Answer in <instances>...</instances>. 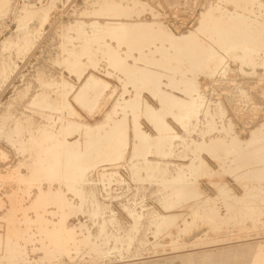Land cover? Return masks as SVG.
<instances>
[{
    "label": "rangeland",
    "instance_id": "obj_1",
    "mask_svg": "<svg viewBox=\"0 0 264 264\" xmlns=\"http://www.w3.org/2000/svg\"><path fill=\"white\" fill-rule=\"evenodd\" d=\"M1 2H0V7H2V9H0V62H1V60L3 61L2 63H0L1 64V68H0V134L2 135L1 137H0V256H1V254L2 253H4L5 252V250H3L4 249V247L2 248V246H3V244L1 243L2 241H3V239L5 238V240L7 239V238H11V239H14V238H17V235H19V234H21V233H24V232H26L28 229L29 230H31L32 232L34 231H38V226H40V224L42 223L41 222V219H42V221H45L44 223H49L50 225L51 224H54V223H56L57 222V219H59L60 217H61V213H59V212H61V211H63V213L65 214L66 213V216H68V222H69V224L70 225H73V226H76V227H78L77 228V230L79 231V232H77L76 233V235L79 237H77V242H78V244L80 245V246H78V252H77V254H76V256H74L73 258L74 259H71V258H67V256H64L63 257V259H64V261L62 262V261H58V260H60L59 258H58V256H59V254L58 253H53L54 252V250H52L53 252H52V254L50 253V252H48L47 250H45V248L43 247L44 246V243H46L45 241H41V240H39L40 239V237H39V235L37 234V237L39 238H37L36 239V237H34V239H35V242H30V241H27L28 243H27V246L28 247H26L27 249H26V253H28V258H31L32 260H29V259H23L22 258V260H21V257H17L16 259L18 260V263H17V261L16 262H14V264L16 263V264H26L27 262H28V264H49L48 262L50 261V264H148V263H152V264H182L181 263V258H178L177 256H179V257H181V255L184 253L185 255L187 254V255H189V253H200L201 251L203 252V251H214V250H220V249H222V248H226L228 245V247L227 248H230V249H233V247L234 246H237V248L236 247H234V248H236V249H238V247L239 246H241L242 245V243H243V245H249V246H253V248H255V250L256 249H264V211L262 210V209H259L260 207H259V203L257 202V203H252L253 201H252V199H251V195H253V196H255V195H257V193L259 192V190H260V187H256V186H254V188H252L253 186H251L250 184H248V186H241V185H239L238 183H236L235 182V178L236 177H239V175L241 176L242 174L244 175V171H237L234 175H230V174H228L227 175V182L223 185H219V186H221V187H212V185L210 184V183H208L207 181H206V177L210 174L209 172H207L206 171V169H203V168H200V167H202L201 166V164L203 165V163H207V165L208 166H210L211 168H213V169H218V165H217V162H216V160L213 158V156H211V153L209 154L208 153V151L211 149V146L212 145H214V144H216V142H219V141H221V140H225V138H227L229 135L228 134H230V138L231 137H233L234 139H236V138H241V139H248V138H250L251 136H253V135H255V134H258V132H259V134H262V132L264 131V62H262V61H264V53L263 52H261V51H259V48L261 47V42H262V40H264V32H262L263 30H264V26H262V25H264V15H262V14H264L262 11H263V9L262 8H264V0L263 1H257L260 5H263L262 6V8H261V6L259 5V4H256V5H258V6H254L252 3V1L251 0H244V2H243V0H242V2H241V0H236V2L234 3V1L235 0H230V1H232L231 3L229 2V0H226L225 1V6L224 5H222L224 2V0L222 1H219V0H122V1H120L119 0V2H118V0H116V1H114V0H109V3L107 2V1H103V0H0ZM3 1H5L4 3H3ZM6 1H8V2H6ZM106 4V2H107V5L105 6V8L106 7H108V8H104V5H103V2ZM125 1V2H124ZM250 2V3H247V2ZM10 2V3H9ZM102 2V3H101ZM114 2V4H112ZM119 3V4H117L118 6H116V3ZM121 2H122V4H121ZM212 2V3H211ZM227 2V3H226ZM228 2H229V4H228ZM237 2H238V5H237ZM241 2V3H240ZM3 3V4H2ZM30 3V4H29ZM34 3V4H33ZM94 3H96V5H98V6H96ZM99 3V4H98ZM123 3H124V5H123ZM214 3H216L215 4V6H214ZM217 3H220V4H218L221 8H222V10H224V14H223V11L220 9V7H219V9H218V5H217ZM4 4H6L5 6H4ZM11 4V5H10ZM32 4V5H31ZM102 5V8H104V10L101 8V5ZM142 4V5H141ZM226 4H228V5H226ZM232 4V5H231ZM236 4V5H235ZM241 4H243V5H240ZM252 5V6H249V5ZM2 5V6H1ZM27 5L28 6H30V9H29V7H27ZM52 5V6H51ZM100 5V6H99ZM111 5V6H110ZM113 5V6H112ZM131 5V6H130ZM210 5V6H209ZM247 5V6H246ZM23 7V10H22V7ZM31 6L33 7L32 9H31ZM120 6H122V7H120ZM157 6V7H156ZM212 6V7H211ZM233 6H235V7H237L236 9V11H235V7H233ZM238 6H239V8H238ZM24 7H25V10H26V12H31L32 11V13H33V15H31V16H33V19H32V17L30 18V16H27L26 15V12H24L25 10H24ZM110 7V8H109ZM116 7V8H115ZM118 7H119V9H118ZM210 7V8H209ZM223 7H224V9H223ZM228 7V8H227ZM244 7V8H243ZM247 7V8H246ZM251 7H253V9L251 8ZM5 8V9H4ZM20 8H21V10H20ZM44 8V10H42L41 11V9H43ZM111 8H113V9H111ZM138 8V9H137ZM209 8V9H208ZM217 8V9H216ZM233 8H234V10H233ZM249 8V9H248ZM254 8H255V10H254ZM259 8H261V10H259ZM36 9H37V11L39 10L40 12H41V14L39 13V11L37 12L36 11ZM97 9H99L98 11H97ZM110 9L112 10V12L110 11ZM115 9H117V10H115ZM208 9V10H207ZM214 9H216V10H214ZM228 9V11H226ZM242 9V10H241ZM251 9V10H250ZM258 9V10H257ZM5 10H6V13H8V14H6L5 13ZM17 10V11H16ZM102 10V11H101ZM106 10V11H105ZM113 10L115 11V12H113ZM145 10V11H144ZM153 10V11H152ZM209 10H210V13H212V14H210V17H209ZM217 10H219V11H217ZM231 10H232V12H231ZM239 10V11H238ZM240 10L242 11L241 13H243L244 14V17H245V19H246V15H247V19H246V23L242 26L243 28H244V31H245V27L247 28L246 30V32L245 33H247L246 34V40H241V42H242V44H241V42L240 43H238L239 41H240V39L238 40V38L236 39V37H235V31L232 29L233 27H232V24H231V21H232V17L231 16H233L234 14H236L237 12H240ZM244 10V11H243ZM246 10V11H245ZM253 10L256 12V14H254V12H253ZM257 10V11H256ZM8 11V12H7ZM19 11H21V12H19ZM95 11V12H94ZM100 11V12H99ZM104 11V12H103ZM125 11V12H124ZM235 11V12H234ZM250 11V12H249ZM253 13H252V12ZM23 12V13H22ZM34 12H37V13H34ZM42 12H43V14H42ZM45 12V13H44ZM97 12V13H96ZM102 12V13H101ZM110 12V13H109ZM204 12V13H203ZM205 12H208V13H205ZM216 12H217V14L219 13L221 16H223V15H225V13H226V17L224 18V17H219V14H218V19H219V22H222L221 24H220V27H222L221 29H222V31L224 32V30H225V32H226V30H227V32L225 33V34H228V35H230V36H228V37H225V38H223V39H227L226 41H222V39H218V37H217V39H216V31L217 30H215L216 28H213V27H211L212 25L210 24V26H207V25H209V23H210V20H209V18L211 19V16L215 19V18H217V16L215 17V15H217L216 14ZM229 14H228V13ZM231 12V13H230ZM244 12H246V13H244ZM105 13V14H104ZM107 13H109V14H107ZM120 13V14H119ZM222 13V14H221ZM252 13V14H251ZM2 14V15H1ZM5 14V15H4ZM20 14V15H19ZM23 14V15H22ZM25 14V15H24ZM93 14V15H92ZM96 14V15H95ZM99 14H103L102 16L101 15H99ZM108 16H107V15ZM206 14V15H205ZM230 14H231V16H230ZM233 14V15H232ZM250 14V15H249ZM255 16H254V15ZM260 14V15H259ZM4 15V16H3ZM19 15V16H18ZM35 15H37V17L35 16ZM39 15V16H38ZM98 15V16H97ZM200 15H202V16H200ZM257 15V16H256ZM1 16H3V17H1ZM20 16H22V18H20ZM27 16V18L29 17L30 19H26L25 17ZM43 16H45L44 18H43ZM228 16V17H227ZM249 16V17H248ZM251 16V17H250ZM259 16H261V17H259ZM14 17V18H13ZM41 17H42V20H41ZM94 17H96L95 18V20H94ZM114 17V19H110V18H113ZM202 17H205V18H203L202 19ZM231 19H230V18ZM257 18L256 20H252V19H250V18ZM263 17V18H262ZM18 18H20V19H18ZM24 18V19H23ZM38 18V19H37ZM99 18V19H98ZM226 18H229V19H227V20H229V21H226ZM18 19V21L19 20H22V22L20 23V21L19 22H17L16 20ZM26 19V24L27 25H25V24H23V26H21V24L24 22V20ZM109 19V20H108ZM154 19V20H153ZM200 19V21H198ZM206 19H207V21H208V23H206L207 21H206ZM217 19V20H218ZM261 19H263V20H261ZM33 20V21H32ZM38 22H41L42 24L40 25V23H38ZM41 20V21H40ZM46 20V21H45ZM87 20V21H86ZM96 20H97V22H96ZM112 20V21H111ZM141 22V21H144V22H148V23H150V24H152L153 22V24H152V28L154 29V28H156L157 26H159L160 28H159V30H157L158 28H156V29H154V31H156L155 32V34H153L154 35V37L156 36L157 38H160L161 36V40H164L165 42L164 43H169V42H173L175 39V42H177V43H181V42H187V43H193V42H195L196 44H197V41H198V51H200V52H198L197 50L195 51L199 56H197V54L195 53L194 54V57L192 56V59L193 60H196V62L194 61V63H192L191 65L189 64H187V66H186V69H185V67H183L184 69L182 70V69H176V71H174L173 69H171V67L172 68H175V67H177L178 66V63L175 61V60H173V62L171 61V64L173 65V66H171L170 64H168V63H165V62H163V61H160L161 62V64L159 63H157L156 65L157 66H155L156 67V69L158 70V71H162V73L165 75V77H163L164 79H163V83L165 84V85H163L162 87H161V91H163L164 92V90H165V94H173V96H175L177 99L180 97V99H186V101H187V103L188 104H185V107H182V106H177L176 105V107H170L169 108V106L167 107V105L165 106V108H169V109H175L176 108V113H175V110H172V112H170L169 111V109H168V111H169V115H167L168 117H166V119H167V121L171 124V126H173V128H174V134H178V137H173L172 135H174L173 133H171V135L170 134H168V135H170V136H168V138L166 137L165 138V140L162 142V144L165 146H163V145H161V148L160 149H162V150H160V149H158V146H157V144H158V134L156 133L157 131H154L153 130V128H151L152 127V125L150 126V124L151 123H149L150 122V118H149V116L147 115V114H142V117H141V121H142V128H143V130L144 131H146L148 134H150V136H151V138H150V143H153V144H151L152 146H151V148H150V154H148L147 155V153H145V154H143L144 155V158H143V155H138V156H133V154H131V153H133V152H131V150H132V147H133V138L131 137V138H129L130 140V145H129V148H127V150H126V152L124 153V156H122V157H124V161L122 162V160H123V158L119 161V159H120V157L118 158V157H116V155L115 154H107V155H105L103 158L104 159H106L107 157H109V156H111V157H109V158H107L110 162H113V163H115V165L114 164H112L113 165V167H112V165L110 164V162L106 159L105 160V162H103V165L101 164L102 162H100L101 161V156L99 155V152H101V151H104V150H106V147H107V149L109 148V139H106V138H103V139H105V141L104 140H102L103 141V143L100 141V143L98 144V146L96 147V148H92V149H90L87 153H86V155L88 154V156H79L78 158H76V160L77 159H79V160H81V158L83 159V160H81V161H79V162H81L82 163V161H83V164H80V166L82 167V169L81 170H83L84 171V173L80 170L79 172H78V175H77V177L78 178H80L79 179V185H82L85 181H87V182H85L86 183V185H85V183H84V185L85 186H79L78 185V182L77 183H75L74 185H76V186H78V187H76V186H71V188L70 187H68V186H66V185H60V183L57 181V182H51L50 184H48L49 182H50V180H45L44 178H47V177H49V176H51V175H54L55 177H57V175H56V172L55 171H57V169L56 170H53L52 172H48V171H43L42 169H40L38 166V164L37 163H40L39 161H41V155L43 154V147L44 148H46V147H48L49 145H51V146H53V147H56V144H57V142H58V140H60V138L61 139H63V137H66V139L65 140H67L70 144H71V142L72 143H74L76 140H77V138H78V140H79V138L81 137V135H82V131L81 132H75V130L71 133L70 131L68 132V131H66L67 132V134H66V132L65 131H62L61 130V127L60 126H62L61 124L63 123V120H77V121H80V122H83V123H90V124H95V123H98V122H100L101 121V119L102 118H104V116H105V112L107 111V110H109L110 108H111V105L112 104H109L108 106H107V108L104 110L103 109V111L102 112H99L98 113V111L97 110H95L93 113H88V111L85 109V108H90V106L87 104V102H88V99L90 100L93 96H94V92L92 93V92H90V91H85L84 93H83V91H80V89L79 88H81V86H82V84L83 83H85L87 80H85V79H87V78H89V76L90 75H96V76H98V77H100V78H103V79H105L106 81H108V82H110L111 83V89H109L110 90V92L108 93L109 95H110V93L113 91V90H116V93H115V95H114V97H116V96H119V95H121V93H123V90H124V88L125 87H123V81H121V78L122 79H125V76H124V74L122 73V72H120V70L118 71L116 68H115V66L113 65V64H106V62L105 61H108L106 58H102V55L101 54H98L97 52L94 54V56H98V57H93V54H91L90 56L89 55H87V54H85V56L84 57H81L80 56V54H81V52H80V50H82V54H83V52H87V51H89V50H84V49H88L87 47H89V46H87V45H89V37H90V39H91V37L93 38L95 35H97V34H100V36H103V37H105V38H111L112 40H113V46L116 44L117 45V41L115 40L116 39V37L114 36V35H111L110 34V36L108 35V34H106V33H108V32H110L109 30H111V28H110V25H106L105 23H107L108 24V22L109 23H112V22ZM118 20V21H117ZM205 21V23H204V21ZM260 20V21H259ZM32 23H31V22ZM45 21V22H44ZM80 22V23H76V22ZM106 21V22H105ZM111 21V22H110ZM201 21H203V23L201 22ZM226 23H225V22ZM248 21V22H247ZM250 21V22H249ZM252 21L254 22V21H259L258 23L257 22H254L253 24H252ZM30 24H29V23ZM77 24H75V23ZM85 23V24H83V23ZM89 22H90V24H89ZM91 22H92V25H91ZM94 22H96L95 24H93ZM104 22V23H103ZM155 22H157V23H155ZM229 22H230V24H229ZM36 25H35V24ZM45 23V24H44ZM101 23V25H99ZM248 23V24H247ZM18 24H19V26H18ZM39 24V25H38ZM80 26H79V25ZM86 24H87V27H85L86 26ZM97 24H98V26H97ZM105 24V25H104ZM155 24V25H154ZM158 24V25H157ZM203 24H204V26H203ZM207 24V25H206ZM223 24H225V25H223ZM252 24V25H251ZM261 26H260V25ZM38 25V26H37ZM76 25V26H75ZM82 25H83V28H84V30H83V28H82ZM89 25H91L90 27L92 28H90V27H88ZM94 25L95 26H97V28L95 29V27H94ZM103 25V26H102ZM163 26V27H161V26ZM198 25H200L199 27H198ZM222 25V26H221ZM230 25V26H229ZM247 25V26H246ZM250 25V26H249ZM253 25H255V26H253ZM257 25H259V26H257ZM31 26V27H30ZM35 26V27H34ZM93 26V27H92ZM101 26V27H100ZM156 26V27H155ZM197 26V27H196ZM203 26V27H202ZM224 26H227V28L225 27L224 28ZM258 28H257V27ZM18 27H22V28H18ZM24 27V28H23ZM32 27H33V29H32ZM39 29H37V28ZM39 27H41V29L39 28ZM78 27H80L79 29H78ZM200 27L202 28V29H200ZM205 27V29H203ZM207 27H210V28H212V29H207ZM228 27H229V29H228ZM249 27V28H248ZM250 27H252V28H250ZM261 27V28H260ZM17 29V32H18V30H19V35H18V33L16 34V36L14 35L15 33H14V31H16V30H14V29ZM28 28H29V32L27 33L26 32V30L28 31ZM31 28V29H30ZM43 28V29H42ZM86 28H88L89 29V31L86 29ZM163 28H165L164 30H162ZM198 30H197V29ZM253 28H254V30L257 32V29H258V32L256 33L254 30H253ZM257 28V29H256ZM260 28V29H259ZM23 29V30H22ZM81 29H82V33H81ZM85 29H86V31H85ZM195 29V30H194ZM262 29V30H261ZM14 30V31H13ZM20 30H21V32H20ZM25 30V31H24ZM33 30V31H32ZM37 30V35H35V33H34V31H36ZM90 30H91V32H90ZM93 30V31H92ZM95 30V31H94ZM97 30V31H96ZM105 30V31H104ZM167 30V31H166ZM168 30H169V32H168ZM189 30V31H188ZM200 30H201V32H200ZM204 30V31H203ZM213 30H214V33H213ZM228 30H229V32H228ZM248 30L250 31V32H248ZM39 31V32H38ZM76 31H77V33H76ZM79 31V32H78ZM84 31V32H83ZM162 33H161V32ZM164 31V32H163ZM166 31V32H165ZM188 31V32H187ZM203 31V32H202ZM230 31H231V33H230ZM23 32V33H22ZM31 32V33H30ZM87 32V33H86ZM104 32V33H103ZM158 32V33H157ZM197 32H198V34H197ZM207 32L209 33V35H206L207 34ZM260 32H262L261 34H262V37H261V34H260ZM13 34V36L11 35V34ZM20 33H21V35H22V37H23V39L24 38H27V36L29 35V33H30V35H32V37L29 35L28 37V39L27 40H22V37H21V35H20ZM25 33V34H24ZM28 35H27V34ZM34 33V34H33ZM76 33V34H75ZM80 33V34H79ZM84 33H85V35H84ZM91 33V34H90ZM97 33V34H96ZM152 33H154L153 31H152ZM160 33V34H159ZM163 33H166V34H163ZM171 34L169 37L167 36V34ZM181 33V34H180ZM188 33V34H187ZM200 33H203L202 34V36L204 37V34H205V36H206V38H203L201 35H200ZM232 33H234L233 34V36L231 35ZM251 35H250V34ZM79 34V35H78ZM162 34V35H161ZM172 34H173V36H172ZM184 34V36H182ZM191 34V35H190ZM212 34H215V35H212ZM255 35V36H252V35ZM78 35V36H77ZM87 35H89V36H87ZM93 35V36H92ZM108 35V36H107ZM158 35H160L159 37H158ZM176 35V36H175ZM179 35H181V36H179ZM186 35H188V36H186ZM196 35H197V38H195L196 37ZM210 35L211 36H214L213 38L214 39H211V37H210ZM247 35L249 36V37H247ZM258 37H257V36ZM260 35V36H259ZM10 36H12V37H10ZM19 36V37H18ZM33 36H35V39L33 38ZM82 36V37H81ZM163 36H164V38H166V39H164L163 38ZM234 37L233 38V40H231L230 38H232V37ZM16 37H18V39L20 40V38H21V40L19 41ZM31 37V38H30ZM78 37H81V39L80 38H78ZM88 37V39H86ZM99 37V36H98ZM174 37V38H173ZM178 37V38H177ZM182 37V38H181ZM183 37H187L186 39L185 38H183ZM191 37H193V39L191 38ZM230 37V38H229ZM252 37V38H251ZM8 38V40H6ZM71 38H74V39H71ZM113 38H115V39H113ZM169 38H170V41H169ZM209 38H210V40H209ZM228 38L230 39V41L228 40ZM248 38H249V40H248ZM251 38V39H250ZM256 38H257V40H261V42L260 41H258V42H254V41H257L256 40ZM260 38V39H259ZM5 39V40H4ZM11 39V40H10ZM16 39V40H15ZM31 39V40H30ZM33 39H34V41H33ZM183 41H182V40ZM187 40V41H185V40ZM188 39H190V40H188ZM195 39V40H194ZM198 39V40H197ZM202 39V40H201ZM204 39V40H203ZM253 39V40H252ZM70 40H74L76 43H74V42H72V41H70ZM81 40V41H80ZM88 40V41H87ZM168 40V41H167ZM178 40H180V41H178ZM211 40H213V41H211ZM215 40H216V42H217V44H216V42H215ZM2 41H3V43H2ZM6 41H8V44H7V42ZM12 41V42H11ZM17 41H19L20 42V44L17 42ZM22 41H24V42H22ZM29 41H31V42H29ZM33 41V42H32ZM64 41V42H63ZM67 41H69V42H67ZM78 41V42H77ZM189 41H191V42H189ZM193 41V42H192ZM228 41L229 42H232V43H230L231 44V46L229 47V46H227V45H230V44H227L228 43ZM235 41H236V44H235ZM244 41H247V42H244ZM250 43H252V42H254L253 44H252V46H253V48L256 46V45H258L259 46V43H260V47H258V46H256L257 47V49H252V47H251V44L249 45V42ZM12 44H11V43ZM22 42V43H21ZM29 42V43H28ZM72 42V43H71ZM83 43V42H85V45H84V43L83 44H81V43ZM86 42H89L88 44H86ZM212 42L214 43V44H212ZM218 42H219V45H218ZM224 42V43H223ZM227 42V43H226ZM244 42V43H243ZM15 43V44H14ZM17 43V44H16ZM26 43L28 44V45H30V47L28 46V45H26ZM32 43V44H31ZM64 43L67 45V47H66V45L64 46ZM78 43L80 44L79 46H78ZM202 43H203V45H202ZM222 43L224 44V45H222ZM238 43V44H237ZM4 44H6V45H9V47L8 46H4ZM22 45V47L20 48V46L19 45ZM69 44V45H68ZM70 44H72V45H70ZM95 43H93V45H94ZM201 44V45H200ZM205 44V45H204ZM11 45H12V47H14V48H12L11 47ZM14 45V46H13ZM18 47H16V46ZM24 45V46H23ZM73 45L75 46L74 48H73ZM84 45V47L83 48H81L82 46ZM96 45V44H95ZM94 45V46H95ZM210 45V46H209ZM222 47H221V46ZM236 47H235V46ZM243 45H248V47L247 46H245L244 48H246V49H244L243 48ZM255 45V46H254ZM25 46H27V47H29V49L27 48V47H25ZM70 46H72L70 49H69V47ZM204 46V47H203ZM226 46V47H225ZM233 46V49H232V51H231V49L229 50L228 48H231ZM240 46V47H239ZM6 47H8V48H6ZM25 47V48H24ZM50 47V48H49ZM77 47V48H76ZM80 47V48H79ZM210 49H209V48ZM234 47H235V51L233 52V50H234ZM249 47H250V49L251 50H249ZM263 47H264V41H263V43H262V48H260V50H262V51H264V49H263ZM7 49V50H5V51H3L4 49ZM17 50H16V49ZM33 48V49H32ZM64 48V49H63ZM67 48V50H65ZM201 48V49H200ZM204 48H206L205 49V51H208V49L209 50H211V51H208V52H204ZM220 50H219V49ZM223 48H224V50H223ZM226 48V49H225ZM239 48V49H238ZM240 48H241V50H240ZM242 48H243V50H246L247 51V53H246V55H245V51H243V52H241L242 51ZM248 48V49H247ZM2 49V50H1ZM9 49V50H8ZM22 49H24V50H22ZM27 49L29 50V51H27ZM48 49V50H47ZM63 49V51H61ZM68 49H69V51H71L70 53L68 52ZM203 49V50H202ZM237 49V50H236ZM11 50V51H10ZM12 50H14V51H12ZM26 50V51H25ZM75 50H76V52H75ZM227 50V51H226ZM239 50H240V52H239ZM253 50H255L254 52H253ZM16 51V52H15ZM22 52V53H20V52ZM77 51H79V52H77ZM212 51H216V52H214V53H217V54H214ZM7 52V53H6ZM15 52V53H14ZM27 52V53H26ZM48 52V53H47ZM74 52V53H73ZM202 52H204V53H202ZM233 52V53H232ZM239 52V53H238ZM250 52V53H249ZM252 52V53H251ZM259 53V55H258V53ZM6 53V54H5ZM14 53V54H13ZM17 53V54H16ZM64 53V54H63ZM67 53H68V55H67ZM72 53V54H71ZM88 53V52H87ZM200 53V54H199ZM209 53V54H208ZM214 55H216V56H214ZM218 53H219V56H218ZM225 53H226V55H225ZM229 53H232V54H230V57H229ZM255 53V54H254ZM263 53V54H262ZM20 54V56H18ZM22 54H24V55H22ZM63 54V55H62ZM74 54H76V57H81V59H80V65L78 64L77 65V67H73V64H69L68 65V63H73L72 62V60L73 59H75V56H74ZM81 54V55H82ZM206 54V58H207V56H208V58L207 59H209L210 58V56H211V60L209 59L208 61H207V59L205 58V55ZM235 54H237V55H239V57H237V55H235ZM242 54V55H241ZM248 54V55H247ZM253 55V56H251V55ZM258 56H257V55ZM260 54H262L263 55V58L262 59H260L261 57H262V55H260ZM7 56V58H5L6 56ZM66 55L68 56V57H66ZM69 55H70V58H69ZM84 55V54H83ZM82 55V56H83ZM89 56L90 58H92V59H90L89 57H87V56ZM203 57V59H202V57ZM213 55V56H212ZM221 55V56H220ZM232 55L233 56H235L234 58L232 57ZM4 56V57H3ZM197 56V57H196ZM242 56H244V58H242ZM246 56V57H245ZM249 56V57H248ZM250 56H251V58H250ZM257 56V57H256ZM260 56V57H259ZM18 57V58H17ZM71 57H73V58H71ZM196 57V58H195ZM199 57H201V58H199ZM212 57H214L213 59H212ZM218 59H216V58ZM225 57V58H224ZM45 58V59H44ZM61 58V59H60ZM67 58V60H64V59H66ZM70 60H69V59ZM187 58V57H186ZM189 58V57H188ZM222 58V59H221ZM227 58V59H226ZM232 58V59H231ZM237 58H238V61H235V60H237ZM243 59V61H242V59ZM245 58H246V60H245ZM248 58V59H247ZM252 58H254V59H252ZM257 58V59H256ZM11 59V60H10ZM104 59H105V61H104ZM200 59L202 60V61H200ZM214 59H216V60H214ZM224 59V60H223ZM230 59V60H229ZM255 59H256V61H255ZM259 59V60H258ZM89 60V61H88ZM100 60V61H99ZM197 60H198V62H197ZM206 60V61H205ZM214 61V63H212L213 61ZM220 60H222V61H220ZM227 60V61H226ZM240 60V61H239ZM247 60L249 61L248 63H249V65L247 64ZM261 60V61H260ZM70 61V62H69ZM208 62V63H206L205 64V62ZM216 61V62H215ZM253 61H254V63H253ZM258 61H259V63H258ZM7 62H9V65H7L8 63ZM11 62V63H10ZM162 62H163V67H162ZM202 62V63H201ZM209 62L211 63V64H209ZM224 64H223V63ZM245 64H244V63ZM252 62V63H251ZM256 62V63H255ZM4 63H7V64H4ZM13 63H15L14 65H13ZM58 63V64H57ZM176 63V64H175ZM200 63V64H199ZM221 63V64H220ZM225 63L227 64L226 66H227V68H225L226 66H224L225 65ZM242 63V64H241ZM260 63H262L263 64V66H260V65H262V64H260ZM13 66H15V67H13ZM38 64V65H37ZM64 64V65H63ZM95 64V65H94ZM168 64V66H165V65H167ZM206 66H205V65ZM219 64L220 65H222V67L221 66H219ZM254 64H255V67H254ZM3 65V66H2ZM161 65V66H160ZM171 67H170V66ZM195 65H196V67H195ZM208 65H210V67L208 66ZM211 65H212V67H211ZM213 65L215 66V67H213ZM218 65V66H217ZM242 65H244V66H242ZM245 65H247V66H245ZM13 68H12V67ZM32 66V67H31ZM88 66V67H87ZM160 68H159V67ZM200 68H199V67ZM203 66V67H202ZM208 66V67H207ZM250 66V67H249ZM260 66V67H259ZM5 67H9L8 68V71L11 73H8V71H7V68H6V70L4 71V69H5ZM18 67V68H17ZM69 67H71V70H70V68ZM164 67H165V69H164ZM166 67H167V69H166ZM251 67H254L253 68V70H252V68ZM259 67V68H258ZM263 67V68H262ZM4 68V69H3ZM72 68H74V69H72ZM192 68V69H191ZM194 68V69H193ZM196 68V69H195ZM198 68L200 69V70H202L203 68H205V70L203 69L202 71H199L198 70ZM207 68H208V70H207ZM209 68L211 69L210 71H209ZM214 68H216V69H214ZM218 68H221L220 70H218ZM262 68V69H261ZM3 71H2V70ZM15 69V70H14ZM43 71H42V70ZM171 71H170V70ZM188 69V70H187ZM223 69V70H222ZM39 70V71H38ZM166 72H165V71ZM191 70V71H190ZM209 71V72H207V71ZM212 70H214V71H212ZM224 70H225V73H224ZM15 71V72H14ZM84 71V72H83ZM179 71V72H178ZM204 71V72H203ZM212 71V73L210 74V72ZM215 71H216V73H217V75H216V73H215ZM222 71V73H220ZM5 72H7L6 73V75H5V77L3 76L4 74H5ZM170 72H171V74H170ZM177 73L176 74V76L177 75H179L178 77H183L184 79L185 78H187L188 79V81H192L193 82V87L194 88H196L197 89V93L195 92L194 94L192 93V96H193V98H194V100L196 99V96H198L197 97V99H200V97H202L200 100L202 101V102H200L199 100H197V101H194L195 103H197L196 105H195V103L193 102V103H189L188 101L190 100V97L186 94L185 95V93L183 92H181V90H183V87H184V85H186V86H189V85H187V84H183V85H181V84H179V86L176 84H174L173 85V83L170 81L171 80V78L170 77H172V75H174L175 73ZM195 74H194V73ZM199 72V73H198ZM200 72L202 73V74H200ZM41 73V74H40ZM48 73V74H47ZM167 73H168V77H167ZM173 73V74H172ZM180 73V74H179ZM182 73V74H181ZM184 73V74H183ZM190 73V74H189ZM193 73V74H192ZM208 73H209V76H211V77H209L208 76ZM213 73L215 74L214 76H213ZM219 73V74H218ZM8 74H10V75H8ZM13 74V75H12ZM45 76H44V75ZM197 74V75H196ZM220 74H222V75H220ZM224 74V75H223ZM43 75V76H42ZM171 75V76H170ZM190 75V76H189ZM191 75L193 76V77H191ZM199 75H201V76H199ZM207 75V76H206ZM226 75V76H225ZM47 76V77H46ZM52 77V76H55V77H52V78H49L48 79V77ZM57 76H58V79H57ZM59 76L61 77H63L64 79H61L60 78V80H59ZM88 76V77H87ZM196 76H198V78H196ZM213 76V77H212ZM223 76V77H222ZM3 77V78H2ZM6 77H7V79L8 80H6ZM13 77V78H12ZM36 77H38V78H36ZM44 77V78H43ZM180 77V78H181ZM191 79H190V78ZM206 77V78H205ZM225 77V78H224ZM4 78H5V80H4ZM55 78L57 79V82H56V85H58L59 86V89H58V86H56V85H54V83H55ZM166 78V79H165ZM208 78V79H207ZM37 79V80H36ZM52 79H54V80H52ZM66 79V80H65ZM168 79V80H167ZM39 80V81H38ZM41 80V81H40ZM42 80H44V81H42ZM49 80V81H48ZM62 80L64 81V83L62 82ZM85 80V81H84ZM165 80H167V82L165 81ZM186 80V79H185ZM198 80V81H197ZM208 80V81H207ZM28 81H29V83H28ZM60 81H61V84H60ZM195 81V82H194ZM22 82V83H21ZM31 82V83H30ZM38 82V83H37ZM49 82H52V83H49ZM67 82V83H66ZM71 84H70V83ZM73 82V83H72ZM172 83V86L170 87V85H171V83ZM204 82V83H203ZM37 83V84H36ZM44 83V84H43ZM47 83V84H46ZM57 83H59L61 86L63 85V87L62 88H60V85L59 84H57ZM66 83V84H65ZM194 83H196V84H194ZM200 85H199V84ZM25 84V85H24ZM28 84H30V86L28 85ZM38 84H40V86L38 85ZM44 85V87H42L43 85ZM50 84V86H52V87H54V86H56L55 88H53L52 89V87L51 88H49V87H47L48 85ZM65 84V85H64ZM67 84H70V85H67ZM169 84V85H168ZM46 85V86H45ZM167 85V86H166ZM198 85H199V87H198ZM241 85V86H240ZM26 86V88H24ZM29 86V88H27ZM64 86H66V87H68L69 86V88H66V87H64ZM139 86V87H138ZM143 86V85H142ZM169 86V87H168ZM182 86V87H181ZM16 87V88H15ZM41 87V88H40ZM46 87V92H45V90H44V88ZM133 88V90H132V88ZM145 87V88H144ZM151 87V88H150ZM178 87V88H177ZM181 87V88H180ZM24 88V89H23ZM39 88H40V90H39ZM139 88H141V86H140V84L139 83H137V85H136V87H135V89H134V87L131 85H129L128 86V89H129V92H128V94H129V96H128V94H125V96H127V97H130V96H133V94H135V91L137 92V89ZM147 88V90L146 91H143V90H145ZM153 87H152V85H149V87H147V86H143L141 89H140V95H141V98L142 99H144L145 101H147V102H149L150 104H153V106L155 105V107H157L158 109L159 108H161V105L159 104V103H161V102H158L159 100H157V99H155V98H153V95L151 94V92L150 91H152L151 89H152ZM167 88V89H166ZM174 88V89H173ZM176 88V89H175ZM180 88V89H179ZM244 88V89H243ZM27 89H29V90H27ZM36 89V90H35ZM48 89H51V90H48ZM58 89V91H56V90ZM62 89H64V91L62 90ZM138 89V90H139ZM143 89V90H142ZM150 89V91L149 92H147L148 90ZM178 89V90H177ZM241 89V90H240ZM24 90V92H26V93H24V92H22V91ZM27 90V91H26ZM42 90V91H41ZM43 90H44V92H43ZM54 90L56 91V92H54ZM78 90V91H77ZM134 91V92H132V91ZM167 90V91H166ZM177 90V91H176ZM199 90V91H198ZM243 90V91H242ZM247 92H245V91ZM21 92L22 94H20L19 95V93L18 92ZM29 91V92H28ZM40 93H38V92ZM47 91H49V92H47ZM61 91H62V94H61ZM77 91V92H76ZM79 91H80V93H79ZM141 91H142V93H141ZM242 91V92H241ZM27 92L29 93L28 95H26L27 94ZM31 92V93H30ZM35 92H37L36 94L37 95H35ZM50 92H53V93H50ZM131 92V93H130ZM169 92H172V93H169ZM198 92H200L199 94H198ZM245 92V93H244ZM16 93H18V94H16ZM42 93H44L43 95H42ZM46 93V94H45ZM88 93V94H87ZM91 95H90V94ZM39 94V95H38ZM85 94V95H84ZM132 94V95H131ZM196 94V95H195ZM245 94V95H244ZM17 95V96H16ZM22 95V98H21V100H20V97L19 96H21ZM23 95H24V97H23ZM26 95V96H25ZM93 95V96H92ZM108 95V96H109ZM185 95V96H184ZM195 95V96H194ZM201 95V96H200ZM247 95V96H246ZM36 96V97H35ZM38 96H42V97H38ZM144 96V97H143ZM188 96V97H187ZM244 98H243V97ZM254 96V97H253ZM19 97V98H18ZM48 98V100H44L45 101V103L43 102V98ZM90 97V98H89ZM10 98H12V99H10ZM33 98V100H31V99ZM34 98H36V99H38V101H39V99L41 98V100H40V102H38L37 100H36V102L39 104V106H38V104H34V102H35V99ZM188 98H189V100H188ZM248 98V99H247ZM252 98V99H251ZM150 101H149V100ZM155 99V100H154ZM238 99V100H237ZM60 100V101H59ZM62 100H64V101H62ZM143 100V101H144ZM235 100V101H234ZM241 100H243V101H241ZM8 101V102H7ZM30 101V102H29ZM70 102L71 104H72V106L77 110V112L80 114L79 115V117L78 116H69L70 114L68 113L69 111L67 110V109H65V107H64V104L66 103V102ZM10 102V103H9ZM35 102V103H36ZM203 102H205L204 104H205V106L203 105ZM211 102V103H210ZM12 103V104H11ZM20 103V104H19ZM28 103V104H27ZM32 103V106H29L30 104ZM52 105L53 106V109H52V106H48L49 107V109L50 110H48V107H47V105ZM61 103H63V110L62 109H60L61 108ZM209 104V107H208V104ZM213 103L216 105H213ZM221 103V106L219 105ZM190 104H192V105H190ZM217 104H218V106H217ZM35 105V106H34ZM57 105H58V107H57ZM213 105V106H212ZM10 106V107H9ZM22 106V107H21ZM34 106V107H33ZM42 106V107H41ZM44 106V107H43ZM188 106V107H187ZM192 106H195V107H192ZM201 106H204V107H202V108H200ZM7 107V108H6ZM45 107H47V108H45ZM60 107V108H59ZM177 107L179 108V109H177ZM190 107V108H189ZM192 107V108H191ZM199 107V108H198ZM213 109H212V108ZM220 107V110L218 109ZM222 107V108H221ZM9 108V109H8ZM13 108V109H12ZM40 108H44V110H42V109H40ZM56 108H58L57 110H56ZM180 108H182V109H184V110H180ZM191 109L190 111H187V110H189V109ZM209 108V110L207 111V109ZM214 108H216V109H214ZM15 109V110H14ZM47 109V110H46ZM195 110L194 112H193V110ZM197 109H199L198 111H197ZM222 109H223V111H222ZM6 110V111H5ZM8 110V111H7ZM12 110V111H11ZM19 110V111H18ZM53 110V111H52ZM54 110H56V112L54 111ZM59 110H60V112H62V113H60L59 112ZM62 110V111H61ZM186 110V111H185ZM202 110H203V112H202ZM219 112H218V111ZM3 111H5V112H3ZM211 111L213 112V114H211ZM9 112H11V113H9ZM177 112H179V113H177ZM183 113V115H184V117H186L185 119H184V117H183V115H182V113ZM185 112H187L188 114H186ZM193 112V113H192ZM201 112V113H200ZM208 112V113H207ZM217 114H216V113ZM14 113V114H13ZM18 113V116L16 115V114ZM37 113V114H36ZM175 113V114H174ZM206 113H207V115H206ZM225 113V115H223ZM13 114V115H12ZM31 115V116H29V115ZM60 114V115H59ZM62 114V115H61ZM69 114V115H68ZM171 114V115H170ZM172 114H174L173 116H172ZM177 114V115H176ZM178 114H179V116H178ZM194 114V115H193ZM8 115H12V116H8ZM28 115V117H26ZM144 115V116H143ZM147 115V116H146ZM176 115V116H175ZM180 115L182 116V119H184V120H179L181 117H180ZM189 115V116H188ZM193 115V117H194V119H195V121H194V119H193V117H191ZM202 115H203V117L205 116V118H203L202 117ZM208 115H209V117H208ZM213 116V118L216 116V117H221L222 115V117L221 118H212V116ZM221 115V116H220ZM6 116H8L9 118H5ZM16 117V119H15V117ZM21 116V117H20ZM60 116V117H59ZM146 116V117H145ZM169 116H171L172 118H170ZM198 116V117H197ZM12 117V118H11ZM175 117V118H174ZM176 117H178L177 119L178 120H175L176 119ZM180 117V118H179ZM201 117V118H200ZM3 118V119H2ZM5 118V119H4ZM13 118H14V120H13ZM34 118V119H33ZM51 118V119H50ZM59 118H61L60 119V121L58 120ZM189 118V119H188ZM191 118V119H190ZM200 118V119H199ZM206 118H208V119H206ZM210 118H212V119H210ZM1 119L3 120V121H1ZM11 119V120H10ZM31 121H30V120ZM40 119V120H39ZM172 119V120H171ZM174 119V120H173ZM197 119V120H196ZM205 119V120H204ZM217 119V120H216ZM219 119V120H218ZM222 119V120H221ZM4 120H5V122H4ZM8 120H9V122H12V123H10L9 124V122H8ZM58 120V121H57ZM189 120V121H188ZM192 120V121H191ZM225 120H226V122H225ZM49 121H50V123H49ZM52 121V122H51ZM66 121H64L65 123H66ZM174 121H176V122H174ZM187 122V126H186V122ZM202 121V122H201ZM213 121V122H212ZM220 123H219V122ZM3 122V123H2ZM14 122V123H13ZM30 122V123H29ZM57 122H58V124H57ZM59 122L61 123L60 125H59ZM181 124H179V123ZM192 122V123H191ZM211 124H210V123ZM218 122V123H217ZM24 123V124H23ZM27 123V124H26ZM29 123V124H28ZM33 123V124H32ZM37 123V124H36ZM41 123V124H40ZM64 123V124H65ZM144 123V124H143ZM177 123V124H176ZM195 123V124H194ZM196 123H197V126H196ZM201 123H202V125H201ZM204 123V124H203ZM208 125H207V124ZM217 123V124H216ZM15 124V126H17V128H15V127H12L11 125H14ZM216 124V125H215ZM2 125H3V127H2ZM26 125H28V127L26 126ZM51 127H50V126ZM53 125H56L55 127L53 126ZM179 125V126H178ZM190 125V126H189ZM194 125V126H193ZM201 127H200V126ZM204 125H206V126H204ZM225 125H226V127H225ZM12 130L13 128V130L12 131H10V129L8 128V127ZM25 126V127H24ZM31 126V127H30ZM35 126V127H34ZM181 126V127H180ZM183 126V127H182ZM192 126V127H191ZM208 126V127H207ZM214 126H216L215 128H214ZM221 126V127H220ZM57 127H58V129H60V131H58V129H57ZM189 127V128H188ZM193 127H194V129H193ZM196 127V128H195ZM197 127H199L198 129H197ZM203 127V128H202ZM207 127V128H206ZM224 127V128H223ZM228 127V128H227ZM7 130V132H6V130ZM24 128H28V130L26 131V129H24ZM30 128V129H29ZM51 130H50V129ZM183 128H185L183 131L181 130V129H183ZM209 128H211V129H209ZM217 128V129H216ZM223 128V129H222ZM261 128H263V129H261ZM4 131H3V130ZM16 129V130H15ZM25 131H24V130ZM32 129V131H30ZM207 129H209V131L207 130ZM219 129H220V132H219ZM226 129V130H225ZM15 130V131H14ZM34 130V131H33ZM187 130V131H186ZM192 130V131H191ZM211 130H212V132H211ZM214 130H216L215 132H214ZM223 130V131H222ZM255 130V131H254ZM257 130V131H256ZM263 130V131H262ZM54 131V132H53ZM57 131V132H56ZM189 131V134L187 133ZM197 131V132H196ZM204 131V132H203ZM208 131V132H207ZM226 131H228L227 133H226ZM4 132H6V133H4ZM13 133V135L16 133V135H14L12 138L11 137H9L12 133ZM29 134H28V133ZM32 132V133H31ZM48 133V135H47V133ZM52 132H53V134H52ZM60 132V133H59ZM63 132V133H62ZM185 132H186V134H185ZM192 132V133H191ZM206 132V133H205ZM231 132V133H230ZM253 132V133H252ZM31 133V134H30ZM57 133H59V135H56ZM65 133V134H64ZM68 133L69 134H73V135H68ZM81 133V135H79ZM202 133H205V134H203L202 135ZM223 133H225V134H227V135H225V137H224V134ZM9 134V135H8ZM52 135V136H54V137H52V136H50V135ZM62 134H64L63 135V137H62ZM78 134V135H77ZM213 136H212V135ZM216 134V136H214ZM234 134V135H233ZM252 134V135H251ZM3 135H8V136H4L3 137ZM66 135V136H65ZM70 137V140H69V138H68V136ZM190 135V136H189ZM193 135H196V136H193ZM232 135V136H231ZM262 135H264V134H262ZM29 136H30V138H29ZM33 136V137H32ZM59 136V137H58ZM155 136V137H154ZM190 138H189V137ZM198 136V137H197ZM199 136H200V138H199ZM220 136H221V139H220ZM223 136V137H222ZM234 136H236V137H234ZM14 137H16V138H14ZM47 137H52V139L51 140H49L50 138H47ZM56 137H58V138H56ZM82 137H83V135H82ZM82 137L80 138V140H82ZM171 137V138H170ZM172 137H173V139L174 138H178V139H172ZM181 137V138H180ZM193 137V138H192ZM197 137V138H196ZM202 137V138H201ZM206 137H208V138H206ZM20 138V139H19ZM152 138H154V139H152ZM199 138V139H198ZM211 138V139H210ZM216 138H218V139H216ZM223 138V139H222ZM230 138H227L226 140H227V142H230L233 138H231V140H229ZM32 139H34V140H32ZM169 139V140H168ZM195 139H196V141H195ZM216 139V140H215ZM233 139V140H234ZM72 140V141H71ZM170 140H171V142H170ZM179 142H178V141ZM184 140V141H183ZM192 140V141H191ZM210 140H213V141H210ZM215 140V141H214ZM218 140V141H217ZM225 140V141H226ZM31 141V142H30ZM168 141V142H167ZM177 141V142H176ZM201 141H203V142H200ZM209 141V142H208ZM32 142H34L35 143V145H34V143H32ZM105 142V143H104ZM165 142V143H164ZM176 142V143H175ZM182 142H185V143H182ZM193 142V143H192ZM194 142H196V143H194ZM207 142V143H206ZM212 142H214V143H212ZM28 143V144H27ZM108 143V144H107ZM181 143V144H180ZM188 143H190V144H188ZM197 143H199V144H197ZM203 143V144H202ZM212 144L211 146L209 145V144ZM104 145V148H103V145ZM106 144H107V146H106ZM132 144V145H131ZM138 144H140V143H138ZM168 144V145H167ZM173 144V145H172ZM176 144V145H175ZM182 144H183V146H182ZM198 146H197V145ZM201 144V145H200ZM205 144H207V145H205ZM34 145V146H33ZM99 145H101V146H99ZM178 145L180 146V147H178ZM190 146V148L188 147V146ZM155 146V147H154ZM185 146H187V147H185ZM195 146V147H194ZM197 146V147H196ZM200 146V147H199ZM208 146H209V148H208ZM102 148L101 149V151L100 150H98V148ZM163 147L165 148L164 150H163ZM167 147V148H166ZM172 147V148H171ZM194 147V148H193ZM30 148H32V149H30ZM35 148V151L33 150ZM153 148V149H152ZM186 148V149H185ZM199 148V149H198ZM200 148H202V149H200ZM205 148H207V150H204ZM218 148V147H217ZM217 148H216V151H218L217 150ZM30 149V150H29ZM55 149V148H54ZM93 149H94V152H95V154H94V152H93ZM95 149H96V151H95ZM128 149H129V151H128ZM156 149H158L159 150V153H158V150H156ZM172 149V150H171ZM178 149V150H177ZM185 149V150H184ZM192 149V150H191ZM29 150V151H28ZM92 150V151H91ZM168 150H170V151H168V153H167V151ZM187 150V151H186ZM200 150H202V151H200ZM214 150H215V147H214ZM21 151V152H20ZM98 151V152H97ZM109 151V150H108ZM151 151H154L155 152V154H154V152H151ZM162 151H164V153L162 152ZM180 151V152H179ZM184 151H186V152H184ZM195 151H197V153L195 152ZM199 151V152H198ZM204 151V152H203ZM207 151V153H205ZM89 152H91V153H89ZM161 152V153H160ZM171 152V153H170ZM173 152V153H172ZM177 152V153H176ZM184 152V153H183ZM190 152V153H189ZM20 153V154H19ZM94 154V156H93V154ZM127 153V154H126ZM157 153H158V155H157ZM165 153L167 154V155H165ZM187 154V156L189 157H187V159L186 158H184L183 159V157H186V154ZM191 153H193V155L191 156ZM194 153H196V154H194ZM201 153V154H200ZM221 152H219V154H220ZM96 154H98V155H96ZM161 154H164V155H161ZM175 154V155H174ZM177 154V155H176ZM185 154V155H184ZM189 154V155H188ZM199 154H200V156H199ZM207 154V155H206ZM25 155V156H24ZM85 155V154H84ZM92 155V156H91ZM127 155H128V157H127ZM134 157V158H132V156ZM146 155V156H145ZM152 155V156H151ZM155 155V156H154ZM172 155V156H171ZM181 155V156H180ZM184 155V156H183ZM40 156V157H39ZM90 156H91V158H90ZM98 156H100V158L98 157ZM114 156V157H113ZM140 156H141V158H140ZM157 156H159V157H157ZM162 156V157H161ZM167 156H170V157H167ZM178 156V157H177ZM28 157V158H27ZM84 157H87V158H84ZM89 157V158H88ZM92 157H97V159L95 160V159H93ZM115 157H116V161L115 160H113V158L115 159ZM161 157V158H160ZM173 159H172V158ZM176 159H175V158ZM192 157V158H191ZM198 157V158H197ZM100 160H99V159ZM102 158V159H103ZM111 158V159H110ZM137 159L136 161L134 160H132V159ZM162 158H166L165 160L163 159V161H162ZM179 158V159H178ZM182 158V159H181ZM194 158H196V160H199V162H200V167L198 166L199 165V162L198 161H196L195 162V159ZM29 159V160H28ZM92 159V160H91ZM104 159H103V161H104ZM118 159V160H117ZM141 159V160H140ZM147 159V161H144L143 162V160H146ZM159 159H160V161L161 162H163V163H161V162H159ZM190 159V160H189ZM192 159V160H191ZM193 159H194V161H193ZM207 159V160H206ZM47 160H50L49 158H47ZM76 160H74V162H78V160L76 161ZM86 160V161H85ZM89 160V161H88ZM138 160H140V162L138 161ZM153 160H154V164L156 165V168H154L155 167V165L154 164H152L153 163ZM158 160V161H157ZM203 160V161H202ZM208 160H209V162H208ZM85 161V162H84ZM96 161H98V162H100L99 164H96ZM107 161V162H106ZM150 161V163L153 165V167L152 166H147V165H151L150 163L148 164V162ZM170 161V162H169ZM189 161H190V163H189ZM191 161H193V162H191ZM205 161H207V162H205ZM229 161V160H228ZM88 162V163H87ZM90 162H91V167L93 168H91L89 165H90ZM95 162V163H94ZM116 162H118V163H116ZM121 162H122V164H121ZM136 162V163H135ZM143 162V163H142ZM146 162V163H145ZM168 163V164H166V163ZM185 162V163H184ZM93 163V164H92ZM105 163V164H104ZM129 163H131V164H129ZM138 163V164H137ZM171 163V164H170ZM173 163H174V168L172 167L173 166ZM189 163V164H188ZM194 163H195V165H194ZM27 164V165H26ZM77 164H79V163H77ZM85 164H89V165H85ZM145 164V165H144ZM161 164H163V165H161ZM183 164H185V165H183ZM191 164V165H190ZM34 165V166H33ZM38 165V166H37ZM85 167H84V166ZM94 165H97V167L96 166H94ZM122 165V166H121ZM128 165V166H127ZM132 166V167H130V166ZM166 166V168H164L165 166ZM172 165V166H171ZM176 165V166H175ZM88 166V167H87ZM110 168V169H108V167ZM124 166V167H123ZM135 166H137V167H135ZM142 166V167H141ZM159 166V167H158ZM160 166H163V167H160ZM170 166V167H169ZM181 166H183V167H181ZM194 166V167H193ZM197 168H196V167ZM15 167V168H14ZM90 167V169H91V172L89 173H86L87 171H88V169L87 168H89ZM112 167V168H111ZM117 167V168H116ZM139 167V168H138ZM147 167V168H146ZM179 167V168H178ZM180 167H181V169H180ZM185 167V168H184ZM97 168H98V170H97ZM100 168V169H99ZM103 168V170H101ZM105 168H107V169H105ZM130 168V169H129ZM134 168H137V169H135V170H137L138 172H139V174H140V172H141V176L134 170ZM141 168L144 170L145 169V171H148V169H149V171L151 172V177L149 178L150 180H151V178L153 179V181L151 180H148V178L147 177H149L150 176V172L148 171V172H146V173H148V175L147 174H145V171L143 172L142 170H141ZM152 168H153V170H152ZM158 168H159V170H158ZM168 168H170V169H168ZM195 168V169H194ZM198 168H200V169H198ZM226 168V170H229L230 171V167H228V166H224L223 167V169H225ZM89 169V170H90ZM96 169V170H95ZM105 169V170H104ZM113 169V170H112ZM116 169V170H115ZM131 169H133L132 171H130V173H128L129 172V170H131ZM173 169H175V170H173ZM184 169V170H183ZM160 170H164L165 172H164V174H163V172H162V174L164 175V177L163 178H165V180L164 179H162V175H161V172L159 173V171ZM168 170V171H167ZM186 170H189V172L188 171H186ZM191 170V171H190ZM194 170V171H193ZM197 170H199V172L198 173H196L197 172ZM201 170V171H200ZM93 171V172H92ZM101 171H103V173L105 172L106 174H105V176H106V178H104V177H102V178H104L103 179V182H102V178H101ZM112 171H113V173H112ZM135 171V172H134ZM170 171V172H169ZM172 171H174V172H172ZM178 171H180V172H178ZM196 171V172H195ZM39 172V173H38ZM45 172V173H44ZM53 172H55V174L53 173ZM80 172H81V174H80ZM109 172L111 173L110 175H111V178H112V174H114V176H113V178L111 179L109 176ZM117 172V173H116ZM131 172H132V174H131ZM152 172L154 173V174H157V175H153L152 174ZM158 172V173H157ZM187 172V173H186ZM191 172V173H190ZM196 173V175H195V173ZM244 172V173H243ZM92 173V174H91ZM96 173V174H95ZM130 174V175H132L131 177H129L130 175H128V174ZM165 173H167L166 175H165ZM170 173V174H169ZM172 173H174V174H172ZM177 173V175L175 176V174ZM184 174V175H180V174ZM83 174V175H82ZM90 174V175H89ZM123 174V175H122ZM135 174H137V175H135ZM143 174H144V176H146V179L143 177ZM172 174V175H171ZM190 174V175H189ZM45 175V176H44ZM80 175H82V178H81V176ZM88 175V176H87ZM108 175V176H107ZM125 175V176H124ZM135 175V176H134ZM159 175H161V176H159ZM169 175V176H168ZM174 175V176H173ZM192 175V176H191ZM236 175H238V176H236ZM37 177V178H40V179H38V180H40V185H35V186H33V187H31V189L30 190H28V189H26V190H28V191H26L25 190V188H23L22 190H21V188L19 189V187H20V185H21V183L23 182V181H25V180H29L30 179V177ZM53 176V177H54ZM80 176V177H79ZM85 176V177H84ZM97 176V177H96ZM116 176V177H115ZM135 178H134V177ZM154 176H159V178H160V180H159V178H158V180H156L157 178H154ZM167 178H166V177ZM186 176H187V178H189V179H187L186 178ZM232 176H233V178H232ZM86 177H88V179L86 178ZM90 177V178H89ZM118 177H120L119 179H118ZM174 177H178V178H181L184 182H182L181 184H182V190H181V192L178 190L177 191V189H175V191L178 193V194H181L182 192V194L184 195L185 193L184 192H186V190H188V189H190L192 186H193V188L196 186H198V184L196 185H193V184H191V183H193L194 181L196 182V181H199V183H200V186H201V188L204 190V191H206V195L208 196H216L217 197V202H215L214 203V206H216L217 207V205H218V207L216 208V209H218L217 211H219V213H220V216L221 215H224V216H221L222 217V221H220V223L218 224L219 226H223V224H224V219H225V222L227 221V219L229 220V223L226 225V227H222V228H224V229H221V231L219 230L218 232H215V231H213L211 228H210V226H209V224L207 223V222H203L201 219H200V217L198 218V217H194L193 215H194V213L196 212V210L198 209V207L197 208H194L193 209V212L192 211H190L189 212V214H188V212L186 211V209H185V206L187 205H190L191 203H194V202H196L197 203V201H190V192L189 191H191V190H189L187 193L189 194H185V195H188L187 197L184 195H182V196H179V195H177V193L175 194L174 193V184L173 183H171L170 184V182H169V180L171 179V178H174ZM183 177V178H182ZM86 178V179H85ZM97 178V179H96ZM99 178H101V179H99ZM117 178V179H116ZM143 178V179H142ZM41 179H42V181H41ZM85 179V180H84ZM106 179V180H105ZM107 179H109V180H107ZM132 179V180H131ZM133 179H134V181H133ZM162 179V180H161ZM192 179V180H191ZM89 180V181H88ZM116 180V182L117 183H115V182H113V181H115ZM119 180H120V183H123V184H121L120 185V183H119ZM131 182H130V181ZM144 180V181H143ZM148 182V181H150L151 183L152 182H154L155 183V181H156V183L157 182H159V181H163V182H168V183H162V182H160V183H152V184H150V182H149V184L147 185V184H145L144 182H146V181ZM81 181H83V182H81ZM93 182V183H91V182ZM106 181L108 182V183H110V185L108 184V183H106ZM122 181V182H121ZM125 181V182H124ZM135 181H136V183L138 182V181H141V183L140 184H144V186L143 185H140L139 184V182L137 183L138 184V186H137V184L135 183ZM171 181V180H170ZM191 181H193V182H191ZM48 182V183H47ZM89 182H90V185H92V186H90L89 185ZM95 182H98V183H96L97 185H98V187H97V185L95 184ZM134 182V183H133ZM146 182V183H147ZM189 182H191V183H189ZM43 183V184H42ZM104 183V184H103ZM114 183V184H113ZM163 185H162V184ZM183 183H187V184H185L186 186L185 187H187V188H185L184 187V185H183ZM189 183V184H188ZM229 183V184H228ZM101 184V185H100ZM171 185L172 187H173V189H172V187L171 188H169V186L168 185ZM104 185V186H103ZM108 185V187H106ZM149 186V188H146L147 186ZM157 185H159V186H162V187H158ZM167 185V186H166ZM88 186H89V188H90V191H92L91 189L94 187V189H93V191H95L96 189V191L94 192V193H97L96 194V197H97V201L98 202H101V204L104 206V208L105 207H107V206H109V208L107 207V208H105V209H107L106 211L108 212L107 214L108 215H112V216H115L116 217V219H117V221H118V223H121V224H125V226L126 227H129V228H131V226H133L134 224L133 223H135L134 221H133V218L135 217V216H137V215H143V213H144V215H143V217L139 220V223L142 225V230H141V228H140V230H139V232L137 233V235H136V240H134L131 244L132 245H130V244H127V242H125V241H123L122 243L121 242H119V244H118V241H113V242H111V243H109L107 240H105V238H103V239H101V238H97V235H96V237L95 236H93L94 237V239L97 241H95L94 243H95V246L94 245H92L93 243V238L91 239V235H93V233H92V231H96L97 230V228L95 227V224H96V222L94 223L93 221H92V217L91 216H88V215H86L84 212H82V211H80L81 209H79L80 208V205L79 204H81L80 202H81V199L79 200V198L77 199V197H75L76 196V194H75V190H76V193H77V191L78 190H82V187H85V189L87 188V190H89L88 189ZM110 186V187H109ZM117 186H118V188H117ZM124 186H126V187H124ZM141 188H140V187ZM143 186V187H142ZM152 186V187H151ZM181 186V185H180ZM180 186H179V188H180ZM189 186V187H188ZM223 186H225L224 188H227L228 187V189L231 191V193H233V195L234 196H241V195H243V196H241V197H239V202L238 203H235V204H233V206H234V208H236V209H238L239 211H240V213H241V215H242V223L241 224H237V223H235V221H233V220H230L231 218V213H229V211H230V209H229V207H227L228 206V201H227V198L230 196V195H228L227 193L225 194L224 192H222V193H217L218 191V189H221ZM249 186H251V187H249ZM24 187V186H23ZM54 187V188H53ZM80 187V188H79ZM92 187V188H91ZM121 187H123L124 189H126V191L123 189V188H121ZM136 187H139V188H136ZM158 187V188H157ZM165 187H166V189H165ZM74 188H76V189H74ZM104 188V189H103ZM107 188H109L108 190H107ZM113 188V189H112ZM121 188V189H120ZM131 188V189H130ZM134 188H136V190H134ZM144 190H143V189ZM161 188V189H160ZM185 188V189H184ZM193 188H192V191L191 192H193ZM244 188V189H243ZM255 188H256V190H255ZM258 188V189H257ZM45 189V190H44ZM129 189V190H128ZM141 189V190H140ZM151 189V190H150ZM158 192L159 190L161 191V192H156L155 190ZM158 189V190H157ZM163 189V190H162ZM168 189H169V192H170V194L168 193ZM172 189V190H171ZM246 189H248L246 192H247V195L245 196L244 194H246L245 193V190ZM71 190H74V191H71ZM99 190V191H98ZM106 190V191H105ZM142 190L144 191V193H142ZM145 190H147V191H145ZM167 192H166V191ZM210 190V191H209ZM244 190V191H243ZM253 190V191H252ZM258 190V191H257ZM92 191V192H93ZM108 191V193H110V197H109V194L108 193H106ZM113 191V192H112ZM117 191H119V192H117ZM129 191H130V194H129ZM135 193H134V192ZM163 191V192H162ZM173 191V192H172ZM250 191V192H249ZM30 192V193H29ZM63 192V193H62ZM105 192V193H104ZM123 192V193H122ZM125 192V193H124ZM137 192V193H136ZM138 192L142 195V194H144L143 196H141L140 194H138ZM212 194H211V193ZM256 192V193H255ZM60 193H61V196H62V198H61V196H60ZM100 195H99V194ZM101 193H102V196H101ZM118 193V194H117ZM133 193V194H132ZM146 193L148 194V193H150L149 195H147V196H145L146 195ZM157 193V194H156ZM160 193V194H159ZM162 193H163V195H165V194H167L166 195V198H168V200L166 201V198H165V196H162ZM173 193V194H172ZM248 193H249V198L247 197L248 196ZM19 194V195H18ZM27 194H29L30 195V197H29V195H27ZM44 194V195H43ZM106 194V195H105ZM124 194H126V197H125V195ZM135 194H137L136 196H134ZM152 194H153V197L151 198V196H152ZM175 194V195H174ZM75 195V196H74ZM98 195V196H97ZM105 195V196H104ZM107 195H108V197H107ZM116 195V196H115ZM119 195H121V197L119 196ZM132 195V196H131ZM154 195H156V197L158 196V198H156ZM172 195V196H171ZM175 196V198H174V196ZM225 195V196H224ZM59 196H60V199H59ZM120 197V200L118 199L119 197ZM125 198H127V199H125ZM128 196L130 197V198H128ZM142 197L141 199H139L140 201H142V199H143V203L145 204H143L142 202L141 203H139L140 201L138 200V198H140V197ZM150 196V197H149ZM176 196H178V198L180 199V198H183V200L182 199H180V201H179V199L177 200V197ZM22 197V198H21ZM66 197V198H65ZM102 197H103V199H102ZM116 197H118L117 199H115ZM123 197V198H122ZM147 197V198H146ZM161 197H163L162 199H161ZM184 197H186V199L184 198ZM189 197V198H188ZM225 199H224V198ZM243 197V198H242ZM19 198V199H18ZM154 198L155 199H157V200H154ZM170 198V199H169ZM171 198H173L174 199V201H172L171 200ZM30 199V200H29ZM109 199V200H108ZM144 199H146V200H144ZM159 199V200H158ZM175 199L179 202V204H178V202H176L175 201ZM243 199V200H242ZM250 199V200H249ZM60 200H61V202H60ZM70 202H69V201ZM103 200V201H102ZM105 200H107V201H105ZM127 200V201H126ZM128 200H130V201H128ZM135 200V201H134ZM153 200V201H152ZM161 200H164V201H162V204L164 203V205H162L160 202H161ZM170 200V201H169ZM249 201V203L247 202V201ZM63 201V202H62ZM114 201V202H113ZM134 201V202H133ZM138 201V202H137ZM147 201V202H146ZM243 201V202H242ZM121 202H122V205H119V204H121ZM133 202V203H132ZM156 202H158V204L156 203ZM167 202H172V203H170V204H172L173 206H171V207H169L170 206V204L169 203H167ZM188 202V203H187ZM57 203V204H56ZM125 203H127L126 204V207L124 206L125 205ZM151 203V204H150ZM168 204V205H166V204ZM177 204V206H178V208H179V206L181 207V209L183 208V206H184V208L181 210L180 208L178 209L177 208V206H176V204ZM186 203V205H184V204ZM200 202L198 201V203L197 204H199ZM219 203V204H218ZM247 203V204H246ZM51 204V205H50ZM68 204V205H67ZM130 204H132V206L130 205ZM139 204H141V205H143V209H142V206L141 205H139ZM147 204V205H146ZM195 204V203H194ZM197 204H195V205H197ZM216 204V205H215ZM224 204H226V205H224ZM245 206H244V205ZM254 204H256L257 206H258V208H257V206H255ZM112 205L114 206V207H112ZM135 205H138V207L137 206H135ZM158 205H159V207H158ZM161 205V206H160ZM176 207H175V206ZM192 205V204H191ZM247 205V206H246ZM56 206V207H55ZM124 208L125 207V209H127L126 211H124L125 209H123L122 207ZM137 207V208H135V207ZM140 206H141V208H140ZM144 206H146L145 207V209H144ZM150 206V207H149ZM162 206H164V210H163V208H162ZM166 206V207H165ZM186 206V207H187ZM237 206V207H236ZM2 207V208H1ZM71 207V208H70ZM129 207V208H128ZM134 207V208H133ZM148 207H149V209H148ZM176 209H175V208ZM49 208H50V210H49ZM60 208H61V210H60ZM65 208H66V210H65ZM70 208V209H69ZM135 209V210H133V209ZM162 208V209H161ZM168 208H170L171 210L174 208V211L172 210H170V209H168ZM110 209V210H109ZM111 209L113 210L112 211V213H111ZM117 209V210H116ZM121 209V210H120ZM130 209H132V212H128V211H130ZM136 209H138V210H136ZM147 209V210H146ZM165 209H166V211H165ZM225 209V210H224ZM229 209V210H228ZM256 209H258V210H256ZM65 210V211H64ZM74 210H76V212L74 211ZM109 210V211H108ZM142 210V211H141ZM150 210H152V212H150ZM154 210V211H153ZM177 210H179V211H177ZM181 210V211H180ZM262 210V211H261ZM80 211V212H79ZM115 211H117V212H115ZM123 211V212H122ZM134 211V212H133ZM136 211V212H135ZM138 211V212H137ZM147 211V212H146ZM161 211V212H160ZM168 211V212H167ZM185 211V212H184ZM259 211V212H258ZM142 212V213H141ZM155 213V215H154V213H153V215L158 219H155V217H152V214H150V213ZM171 212V213H170ZM174 212V213H173ZM184 214V216L182 217V221H178V222H176L173 226V228H172V226L170 227V216H172V215H174V214H182V213ZM38 213H39V217H38ZM126 213V214H125ZM128 213H129V215H128ZM132 213V217H131V214ZM133 213H136L135 215L133 214ZM148 213H149V218H148ZM168 213V214H167ZM191 213V214H190ZM227 213H229L228 215H227ZM21 216H20V215ZM32 214V215H31ZM70 214V215H69ZM114 214V215H113ZM256 214V215H255ZM110 215V216H111ZM122 215V216H121ZM187 215V216H186ZM190 215V216H189ZM31 216L32 217H34L33 219H31ZM57 216V217H56ZM129 218H128V217ZM146 218H145V217ZM160 218H159V217ZM168 216H169V218H168ZM114 217V218H115ZM124 217H125V220L127 221V223H126V221L124 220ZM151 217H152V219H151ZM165 217H167V221H164V218ZM193 217V218H192ZM91 218V219H90ZM148 218V219H147ZM163 218V219H162ZM190 218V219H189ZM196 218V219H195ZM31 219V220H30ZM54 219V220H53ZM121 219V220H120ZM135 219H136V217H135ZM150 219V220H149ZM156 220V221H153L152 222V220ZM199 219V220H198ZM51 220V221H50ZM53 220V221H52ZM56 220V221H55ZM88 220H90V221H88ZM148 220V221H147ZM188 220H190V221H188ZM197 220V221H196ZM201 220V221H200ZM48 221V222H47ZM88 221V222H87ZM145 221H147V222H145ZM160 221V222H159ZM185 221H188L189 222V224H187V222L185 223ZM195 221V222H194ZM231 221V222H230ZM233 221V222H232ZM52 222V223H51ZM92 222V223H91ZM155 222H157V223H155ZM162 222V223H161ZM165 224H164V223ZM169 222V223H168ZM190 222H191V224H190ZM72 223V224H71ZM79 225H78V224ZM91 223V224H90ZM99 223V222H98ZM142 223H144V224H142ZM154 223V224H153ZM159 223H161V224H159ZM183 223H184V225H183ZM234 223H235V225H234ZM90 226H89V225ZM156 224H159V225H161V226H158V225H156ZM162 224H163V226H162ZM186 224V225H185ZM261 224V225H260ZM35 225V226H34ZM84 225H86V227L84 226ZM149 225V226H148ZM166 225H167V228H166ZM169 225V226H168ZM189 227H188V226ZM192 227H191V226ZM237 225V226H236ZM22 226H24V227H22ZM34 228H33V227ZM37 226V227H36ZM145 226H147L146 228H145ZM32 227V228H31ZM144 227V228H143ZM161 227V228H160ZM241 227V228H240ZM11 228V229H10ZM92 229V231H91V233L92 234H90V237H88L89 236V234H87V232H86V230L87 229ZM164 228V229H163ZM170 228V229H169ZM176 228V230H174ZM187 228V229H186ZM82 229V230H81ZM115 229V228H114ZM113 229V230H114ZM143 229H145L146 230V234H145V230H143ZM153 229V230H152ZM156 229V230H155ZM157 229H161V230H159L158 232H155V231H157ZM168 229V230H167ZM24 230V231H23ZM85 230V231H84ZM116 230V231H115ZM114 230V233H117V230H119L117 227H116V229ZM150 230V231H149ZM223 230V231H222ZM31 231H29V232H31ZM149 231V232H148ZM151 231H152V233H151ZM154 231V232H153ZM161 231V232H160ZM167 231V232H166ZM170 231V232H169ZM81 232V233H80ZM86 232V233H85ZM142 232V233H141ZM144 232V233H143ZM163 232V233H162ZM166 232V233H165ZM141 233V234H140ZM149 233V234H148ZM157 233V234H156ZM158 233H159V235H158ZM162 233V234H161ZM183 233V234H182ZM153 234V235H152ZM166 234H168V235H166ZM238 234V235H237ZM5 235V236H4ZM28 235V234H27ZM81 235H83L82 237H81ZM84 235H87V236H84ZM139 235V236H138ZM140 235H142V237L140 236ZM145 236V237H144ZM166 236V237H165ZM170 236V237H169ZM85 237V238H84ZM173 239H172V238ZM83 240H82V239ZM170 238H171V240H170ZM210 238V239H209ZM18 239V238H17ZM80 239V240H79ZM86 239V240H85ZM98 239V240H97ZM101 239V240H100ZM141 239V240H140ZM175 239V240H174ZM22 244L24 243V240L22 239V238H19L18 239ZM89 240V241H88ZM99 240L101 241V242H99ZM227 242H226V241ZM230 240V241H229ZM26 241V240H25ZM81 241H82V244H81ZM92 241V242H91ZM104 243H103V242ZM106 241V242H105ZM138 241V242H137ZM140 241V242H139ZM173 241V242H172ZM175 241V242H174ZM208 241V242H207ZM218 241H219V243H221L220 245L218 244ZM246 241V242H245ZM89 242H90V244H89ZM99 242V243H98ZM108 242V243H107ZM197 242V243H196ZM214 242V243H213ZM259 242V243H258ZM260 242L262 243L261 245H260ZM85 243H87V244H89V245H87V244H85ZM96 243H98L97 244V246H96ZM117 243V244H116ZM134 243V244H133ZM137 243V244H136ZM145 243V244H144ZM173 243V244H172ZM216 243V246L214 245ZM227 243V244H226ZM229 243V244H228ZM250 243V244H249ZM258 245H257V244ZM2 244V245H1ZM31 244V245H30ZM37 244H38V246H37ZM84 244V245H83ZM101 244L103 245V244H105V245H103V246H101ZM121 244H123V246L121 245ZM126 244V245H125ZM140 244V245H139ZM175 244V245H174ZM206 244V245H205ZM214 246H213V245ZM225 244V245H224ZM82 245V246H81ZM86 245H87V247H86ZM91 245H92V247H91ZM118 245V246H117ZM128 245H130V246H128ZM213 246V248H211L212 246ZM219 245V246H218ZM31 246H33V247H31ZM95 248H94V247ZM99 246V247H98ZM133 246H135V247H133ZM171 246V247H170ZM189 246V247H188ZM204 246L207 248H204ZM207 246H209V247H207ZM35 247V248H34ZM81 247V248H80ZM123 247V248H122ZM129 247V248H128ZM145 247V248H144ZM216 247V248H215ZM222 247V248H221ZM232 247V248H231ZM113 248V249H112ZM202 248V249H201ZM204 248V249H203ZM211 248V249H210ZM219 248V249H218ZM39 249V250H38ZM41 249V250H40ZM81 249V250H80ZM94 249V250H93ZM143 249V250H142ZM182 249H183V252H182ZM189 250V251H186V250ZM194 249V251H192ZM2 250V251H1ZM37 250V251H36ZM114 250V251H113ZM126 250V251H125ZM129 250V251H128ZM29 251V252H28ZM42 251H43V253H42ZM97 251V252H96ZM181 251V252H180ZM185 251V252H184ZM192 251V252H191ZM200 251V252H199ZM41 254H40V253ZM48 252V253H47ZM82 252V253H81ZM121 252V253H120ZM128 252V253H127ZM131 252V253H130ZM180 252V253H179ZM189 252V253H188ZM264 252V251H263ZM25 253V254H26ZM36 253H37V255H36ZM39 253V254H38ZM51 254V255H50ZM119 254V255H118ZM184 254H183V256H184ZM102 255V256H101ZM133 255V256H132ZM25 257V255L23 254L22 255V257ZM37 256V257H36ZM42 256V257H41ZM100 256V257H99ZM122 256V257H121ZM176 256V257H175ZM47 257V258H46ZM173 257H175V258H173ZM40 258V259H39ZM90 258V259H89ZM170 259V260H168V259ZM171 258H173V260H174V262H173V260L171 259ZM11 259H13V257L11 258ZM35 259V260H34ZM44 259H45V261H44ZM46 259H47V261H46ZM49 259V260H48ZM167 259V260H166ZM179 259V260H178ZM37 260L39 261V263L37 262ZM126 260V261H125ZM165 260L168 262H165ZM44 261V262H43ZM78 261V262H77ZM172 261V262H171ZM40 262H42V263H40ZM56 262V263H55ZM59 262V263H58ZM72 262V263H71ZM94 262V263H93ZM157 262V263H156ZM261 262H262V264H264L263 262H264V257H263V261L261 260ZM261 262H260V264H261Z\"/></svg>",
    "mask_w": 264,
    "mask_h": 264
},
{
    "label": "bare ground",
    "instance_id": "obj_2",
    "mask_svg": "<svg viewBox=\"0 0 264 264\" xmlns=\"http://www.w3.org/2000/svg\"><path fill=\"white\" fill-rule=\"evenodd\" d=\"M55 1V0H54ZM96 1V0H95ZM104 1V0H103ZM102 1V2H103ZM105 1H107V0H105ZM104 1V2H105ZM114 1H116V0H114ZM120 1H122V0H120ZM213 1V0H212ZM219 1H221V0H219ZM223 1V0H222ZM225 1L226 0H224L223 2V4L222 5H224L225 6ZM238 1V0H237ZM253 3V5L256 7V6H258V5H256V4H259L257 1H263V0H251ZM1 2V1H0ZM5 1H3V3H4ZM6 2H8V1H6ZM101 2V3H102ZM103 2V5L105 4ZM108 3H109V0L107 1ZM107 2H106V4L104 5V8H105V6L107 5ZM118 2H119V0H118ZM125 2V1H124ZM229 2L231 3L232 1H230L229 0ZM229 2H228V4H229ZM236 2V0L234 1V3ZM239 2V1H238ZM238 2H237V5H238ZM241 2H242V0H241ZM240 2V3H241ZM243 2H244V0H243ZM242 2V3H243ZM2 3V4H3ZM10 3V2H9ZM116 3V2H115ZM212 3V2H211ZM227 3V2H226ZM245 3V2H244ZM247 3H250L249 1L247 2ZM30 4V3H29ZM34 4V3H33ZM95 5H96V3H94ZM99 4V3H98ZM112 4H114V2L112 3ZM117 4H119V3H116V6H118ZM121 4H122V2H121ZM215 4L216 3H214V6H215ZM218 4H220V3H217V5ZM228 4H226V5H228ZM6 4H4V6H5ZM11 5V4H10ZM32 5V4H31ZM101 5V4H100ZM99 5V6H100ZM120 5V4H119ZM123 5H124V3H123ZM142 5V4H141ZM232 5V4H231ZM236 5V4H235ZM240 5V4H239ZM241 5H243V4H241ZM240 5V6H241ZM260 5V4H259ZM2 6V5H1ZM7 6V5H6ZM52 6V5H51ZM96 6H98V5H96ZM111 6V5H110ZM113 6V5H112ZM131 6V5H130ZM210 6V5H209ZM247 6V5H246ZM249 6H252L251 4L249 5ZM261 6V8H262V6L263 5H260ZM22 7V6H21ZM27 7H29V9H30V6H28L27 5ZM34 7V6H33ZM32 6H31V9L33 8ZM120 7H122V6H120ZM157 7V6H156ZM212 7V6H211ZM216 7V6H215ZM219 5H218V9H219ZM233 7H235V6H233ZM101 8H102V5H101ZM104 8H102L103 10H104ZM106 8H108V7H106ZM105 8V9H106ZM110 8V7H109ZM116 8V7H115ZM210 8V7H209ZM208 8V9H209ZM228 8V7H227ZM237 7H235V11L237 10L236 9ZM238 8H239V6H238ZM244 8V7H243ZM247 8V7H246ZM252 9H253V7H251ZM261 8H259V10H261ZM0 9H2V7H0ZM5 9V8H4ZM28 9V8H27ZM26 9V10H27ZM111 9H113V8H111ZM110 9V11L112 12V10ZM118 9H119V7H118ZM138 9V8H137ZM207 9V10H208ZM217 9V8H216ZM216 9H214V10H216ZM220 9L222 10V8L220 7ZM223 9H224V7H223ZM240 9V8H239ZM249 9V8H248ZM263 9V13H264V8H262ZM20 10H21V8H20ZM22 10H23V7H22ZM24 10H25V7H24ZM26 10L24 11V12H26ZM40 10V9H39ZM38 10V11H39ZM42 10H44V8L43 9H41V11ZM99 9H97V11H98ZM107 10V9H106ZM105 10V11H106ZM115 10H117V9H115ZM225 10V9H224ZM224 10H222L223 11V14H224ZM233 10H234V8H233ZM242 10V9H241ZM240 10V12H237L236 14H232L233 16H231V14H230V16L232 17V21H231V24H232V29L235 31L234 33H235V37H236V39L238 38V40L240 39V41L238 42V43H240L241 42V40H246V34L247 33H245L247 30V28L245 27V31H244V28L242 27L245 23H246V19H247V15H246V19H245V17H244V14L243 13H241L242 11ZM251 10V9H250ZM254 10H255V8H254ZM253 10V12H254V14H256V12ZM258 10V9H257ZM256 10V11H257ZM17 11V10H16ZM28 11V10H27ZM36 11H37V9H36ZM37 11V12H38ZM102 11V10H101ZM108 11V10H107ZM145 11V10H144ZM153 11V10H152ZM217 11H219V10H217ZM226 11H228V9L226 10ZM234 11V12H235ZM239 11V10H238ZM244 11V10H243ZM246 11V10H245ZM8 12V11H7ZM19 12H21V11H19ZM37 12H34V13H37ZM95 12V11H94ZM100 12V11H99ZM104 12V11H103ZM113 12H115L114 10H113ZM125 12V11H124ZM220 12V11H219ZM231 12H232V10H231ZM230 12V13H231ZM250 12V11H249ZM252 12V11H251ZM252 12V13H253ZM1 13V12H0ZM5 13H6V10H5ZM23 13V12H22ZM39 13L41 14V12L39 11ZM45 13V12H44ZM97 13V12H96ZM102 13V12H101ZM110 13V12H109ZM109 13H107V14H109ZM204 13V12H203ZM205 13H208V12H205ZM228 13V12H227ZM233 13V12H232ZM244 13H246V12H244ZM251 13V14H252ZM6 14H8V13H6ZM42 14H43V12H42ZM105 14V13H104ZM106 14V15H107ZM120 14V13H119ZM210 14H212V13H210V10H209V17H210ZM216 14H217V12H216ZM219 14V13H218ZM218 14L217 15H215V17L217 16V18H213L212 16H211V19L209 18V20H210V23H209V25H207V26H210V24L212 25L211 27H213V28H216L215 30H217L216 31V35L215 34H212V35H215L216 36V39H217V37H218V39L220 40V39H222V41L224 40V41H226L227 39H223V38H225V37H228V36H230V35H228V34H225L226 32H227V30H226V32H225V30H224V32L222 31V27H220V24L222 23V22H219V19L221 18V17H226V13H225V15H223V16H221L220 14H219V19H218ZM222 14V13H221ZM229 14V13H228ZM253 14V15H254ZM2 15V14H1ZM5 15V14H4ZM3 15V16H4ZM20 15V14H19ZM18 15V16H19ZM23 15V14H22ZM25 15V14H24ZM26 15L27 16H30V18L32 17V19H33V13H32V11L31 12H26ZM31 15H33V16H31ZM93 15V14H92ZM96 15V14H95ZM99 15H103V14H99ZM206 15V14H205ZM250 15V14H249ZM260 15V14H259ZM262 15H264V14H262ZM3 16H1V17H3ZM27 16L25 17L26 19H30L29 17L27 18ZM36 17H37V15H35ZM39 16V15H38ZM98 16V15H97ZM108 16V15H107ZM200 16H202V15H200ZM255 16V15H254ZM257 16V15H256ZM45 16H43V18H44ZM103 17V16H102ZM228 17V16H227ZM249 17V16H248ZM251 17V16H250ZM259 17H261V16H259ZM14 18V17H13ZM20 18H22V16H20ZM20 18H18V19H20ZM95 18L96 17H94V20H95ZM203 18H205V17H202V19ZM230 18V17H229ZM229 18H226V21H229L230 19ZM263 18V17H262ZM18 19L16 20L17 22H19L20 21V23L22 22V20H19L18 21ZM24 19V18H23ZM26 19L24 20V22L21 24V26H23V24H25V25H27L26 24ZM38 19V18H37ZM45 19V18H44ZM97 19V18H96ZM99 19V18H98ZM110 19H114V17L113 18H110ZM218 19V20H217ZM227 19H229V20H227ZM250 19H252V20H256L257 18L255 17V18H250ZM41 20H42V17H41ZM40 20V21H41ZM109 20V19H108ZM154 20V19H153ZM261 20H263V19H261ZM33 21V20H32ZM37 21V20H36ZM46 21V20H45ZM44 21V22H45ZM87 21V20H86ZM112 21V20H111ZM110 21V22H111ZM115 21V20H114ZM118 21V20H117ZM198 21H200V19L198 20ZM204 21V20H203ZM203 21H201L202 23H203ZM206 21H207V19H206ZM260 21V20H259ZM258 21V22H259ZM31 22V21H30ZM38 22V21H37ZM96 22H97V20H96ZM96 22H94L93 24H95ZM106 22V21H105ZM225 22V21H224ZM248 22V21H247ZM250 22V21H249ZM254 22H257V21H254ZM253 21H252V24L254 23ZM257 22V23H258ZM264 22V21H263ZM29 23V22H28ZM32 23V22H31ZM38 23H40V25L42 24L41 22H38ZM75 23V22H74ZM76 23H80V22H76ZM75 23V24H76ZM83 23V22H82ZM104 23V22H103ZM151 23V22H150ZM150 23H148V22H144V21H141V22H112V23H109L108 22V24L107 23H105L106 25H110V28H111V30H109L110 32H108V33H106V34H108L109 36H110V34L111 35H114L115 37H116V39L115 38H113V39H115L116 41H117V45L115 44L114 46H113V40L110 38H105V37H103V36H100V34H97V35H95L93 38L91 37V39H90V37H89V42H86V44H88L89 43V45H87V46H89V47H87L88 49H84V50H89V51H85V52H83V54H82V50H80V52H81V54L83 55H81L80 54V56L81 57H84L85 56V54H87V55H91V54H93L94 52L96 53H98V54H101L102 55V58H106L108 61H105V59H104V61L106 62V64H113L114 66H115V68L119 71L120 70V72H122L123 74H124V76H125V79H122L121 78V81H123V87H125L124 88V90H123V93H121V95H119V96H116V97H114V95H115V93H116V90H113L111 93H110V95L108 94L109 92H110V90L109 89H111V83L110 82H108V81H106L105 79H103V78H100V77H98V76H96V75H90L89 76V78H87V79H85V80H87L85 83H83L82 84V86H81V88H79L80 89V91H83V93L86 91H90V92H94L95 94H94V96L89 100L88 99V102H87V104L90 106V108H85L87 111H88V113H93L95 110H97L98 111V113L99 112H102L103 111V109L105 110L106 108H107V106L109 105V104H112L111 105V108L109 109V110H107L106 112H105V116H104V118H102L101 119V121L100 122H98V123H95V124H90V123H83V122H80V121H77V120H63V123L61 124L60 122H59V125L61 124L62 126H60L61 127V130L62 131H70L71 133L75 130V132H81L82 133V135H83V137H82V135H81V133L79 134V135H81V137H82V140H80V138H79V140H78V138H77V140L74 142V143H72L71 142V144L67 141V140H65L66 139V137H63V135L65 134H62V137H63V139H61L60 138V140H58V142H57V144H56V147H53V146H51V145H49L48 147H46V148H44L43 147V154L41 155V161H39L40 163H37L38 165V167L40 168V169H44L43 171H48V172H52L53 170H56L57 169V171H55L56 172V175H57V177H55L54 175H51V176H49V177H47V178H44L45 180L47 179V180H50V182L48 183V184H50L51 182H59L60 183V185H66V186H68V187H70L71 188V186H76V185H74L75 183H77L78 182V185H79V179L80 178H78L77 177V175H78V172L82 169V167L80 166V164H83V161H82V163L81 162H79V161H81V160H83L82 158H81V160H79V159H77L78 160V162H74V160H76V158H78L79 156H88V154L86 155V153L90 150V149H92V148H96L97 146H98V144L100 143V141L103 143V141L102 140H104L105 141V139H103V138H106V139H109V148L107 149V147H106V150H104V151H101V149L102 148H98V150H100L101 152H99V155L103 158L105 155H107L108 153L109 154H115L116 155V157H120V159H119V161L123 158V160H122V162L124 161V157H122V156H124V153L126 152V150H127V148H129V145H130V139L129 138H133V147H132V150H131V152H133V153H131V154H133V156L135 155V156H138V155H143V154H145V153H147V155L148 154H150V148H151V144H153V143H150V138H151V136H150V134H148L146 131H144L143 130V128H142V121H141V117H142V114L144 113V114H147L148 116H149V118H150V122L149 123H151L150 124V126L152 125V127L151 128H153V130L154 131H157L156 133L159 135L158 136V144H157V146H158V149H160L161 148V145H163L162 144V142L165 140V138L167 137L168 138V136H170L171 135V133H173L174 132V128H173V126H171V124L167 121V119H166V117H168L167 115H169V111L170 112H172V110H175V113H176V108L175 109H169L170 107H176V105L177 106H182V107H185V104H188L187 103V101H186V99L184 100L183 98L182 99H180V97L177 99L175 96H173V94H165L166 92H165V90H164V92L163 91H161V87L163 86V85H165L164 83H163V77H165V75L162 73V71L160 72V71H158L157 69H156V67L155 66H157L156 64L158 63H160L161 64V62L160 61H163V62H165V63H168V64H170L171 66H173L172 64H171V61L173 62V60H175L177 63H178V66L177 67H175V68H172L170 65V67H171V69H173L174 71H176V69H184L183 67H185V69H186V66H187V64L189 65H191L192 63H194V61L196 62V60H193L192 59V56L194 57V54L196 53L195 51L198 49V41H197V44L195 43V42H193V43H187V42H181L180 40H178V41H180L181 43H177V42H175V40L173 41V42H169V43H164L165 41L164 40H161L162 38V36L160 37V38H157L156 36L154 37V35L153 34H155V32L156 31H154V29H156V28H158L157 30H159V26H155L156 28H152V24L154 23H152V24H150ZM155 23H157V22H155ZM204 23H205V21H204ZM206 23H208V21L206 22ZM220 23V24H219ZM226 23V22H225ZM260 23V22H259ZM30 24V23H29ZM35 24V23H34ZM45 24V23H44ZM83 24H85V23H83ZM89 24H90V22H89ZM104 24V25H105ZM229 24H230V22H229ZM248 24V23H247ZM251 24V25H252ZM36 25V24H35ZM39 25V24H38ZM37 25V26H38ZM77 25V24H76ZM75 25V26H76ZM79 25V24H78ZM91 25H92V22H91ZM91 25H89L88 27H90ZM99 25H101V23L99 24ZM155 25V24H154ZM158 25V24H157ZM223 25H225V24H223ZM260 25V24H259ZM259 25H257V26H259ZM18 26H19V24H18ZM80 26V25H79ZM97 26H98V24H97ZM97 26H95L94 25V27H95V29L97 28ZM103 26V25H102ZM161 26V25H160ZM200 25H198V27H199ZM203 26H204V24H203ZM202 26V27H203ZM222 26V25H221ZM230 26V25H229ZM247 26V25H246ZM250 26V25H249ZM253 26H255V25H253ZM256 26V27H257ZM261 26V25H260ZM262 26H264V25H262ZM31 27V26H30ZM35 27V26H34ZM85 27H87V24H86V26ZM93 27V26H92ZM99 27V26H98ZM101 27V26H100ZM161 27H163V26H161ZM197 27V26H196ZM227 28V26H224V28ZM18 28H22V27H18ZM24 28V27H23ZM37 28V27H36ZM40 29H41V27H39ZM80 27H78V29H79ZM82 28H83V25H82ZM91 28V27H90ZM212 29V28H210V27H207V29ZM249 28V27H248ZM250 28H252V27H250ZM258 28V27H257ZM256 28V29H257ZM261 28V27H260ZM259 28V29H260ZM31 29V28H30ZM32 29H33V27H32ZM38 29V28H37ZM43 29V28H42ZM88 31H89V29L88 28H86ZM86 29H85V31H86ZM92 29V28H91ZM161 29V28H160ZM165 28H163L162 30H164ZM197 29V28H196ZM200 29H202L201 27H200ZM203 29H205V27L203 28ZM228 29H229V27H228ZM14 30H16V31H14ZM13 31H14V35L16 36V34L18 33V35H19V30H18V32H17V29L15 28ZM23 30V29H22ZM39 30V29H38ZM83 30H84V28H83ZM195 30V29H194ZM198 30V29H197ZM253 30H254V28H253ZM262 30V29H261ZM25 31V30H24ZM33 31V30H32ZM93 31V30H92ZM95 31V30H94ZM97 31V30H96ZM105 31V30H104ZM152 31L154 32V33H152ZM167 31V30H166ZM165 31V32H166ZM189 31V30H188ZM187 31V32H188ZM204 31V30H203ZM202 31V32H203ZM255 31V30H254ZM20 32H21V30H20ZM26 32L28 33L29 32V28H28V31L26 30ZM39 32V31H38ZM79 32V31H78ZM84 32V31H83ZM90 32H91V30H90ZM161 32V31H160ZM164 32V31H163ZM168 32H169V30H168ZM200 32H201V30H200ZM228 32H229V30H228ZM248 32H250L249 30H248ZM256 32V31H255ZM257 32H258V29H257ZM256 32V33H257ZM262 32H264V30L262 31ZM262 32H260V34L262 33ZM23 33V32H22ZM26 33V34H27ZM31 33V32H30ZM30 33H29V35H30ZM34 33H35V35H37L36 33H37V30L36 31H34ZM33 33V34H34ZM76 33H77V31H76ZM75 33V34H76ZM81 33H82V29H81ZM87 33V32H86ZM104 33V32H103ZM158 33V32H157ZM162 33V32H161ZM213 33H214V30H213ZM230 33H231V31H230ZM234 33H232L231 35L233 36V34ZM259 33V32H258ZM11 34V33H10ZM25 34V33H24ZM80 34V33H79ZM78 34V35H79ZM91 34V33H90ZM160 34V33H159ZM163 34H166V33H163ZM181 34V33H180ZM188 34V33H187ZM197 34H198V32H197ZM202 34L203 33H200V35L202 36ZM250 34V33H249ZM264 34V33H263ZM12 36H13V34H11ZM20 35H21V33H20ZM23 35V34H22ZM22 35H21V37H22ZM28 35V34H27ZM28 35V36H29ZM77 35V36H78ZM84 35H85V33H84ZM107 35V36H108ZM162 35V34H161ZM170 36L171 34H167V36ZM191 35V34H190ZM206 35H209V33L207 32V34ZM251 35V34H250ZM12 36H10V37H12ZM27 36V38H24L25 40H27L29 37ZM31 37H32V35H30ZM86 36V35H85ZM87 36H89V35H87ZM93 36V35H92ZM99 36V37H98ZM160 35H158V37H159ZM168 36V37H169ZM172 36H173V34H172ZM176 36V35H175ZM179 36H181V35H179ZM182 36H184V34L182 35ZM186 36H188V35H186ZM231 36V37H232ZM252 36H255L254 34L252 35ZM257 36V35H256ZM260 36V35H259ZM19 37V36H18ZM18 37H16L17 39H18ZM24 37V36H23ZM23 37H22V40H24L23 39ZM30 37V38H31ZM82 37V36H81ZM81 37H78V38H80L81 39ZM203 37V36H202ZM210 37H211V39H214L213 37L214 36H211L210 35ZM247 37H249L248 35H247ZM258 37V36H257ZM261 37H262V34H261ZM33 38L35 39V36H33ZM163 38H164V36H163ZM174 38V37H173ZM178 38V37H177ZM182 38V37H181ZM183 38H187V37H183ZM192 39H193V37H191ZM195 38H197V35H196V37ZM203 38H206V36H205V34H204V37ZM230 38V37H229ZM228 38V40L230 41V39L231 40H233V38L234 37H232V38H230L229 39ZM252 38V37H251ZM250 38V39H251ZM34 39H33V41H34ZM71 39H74V38H71ZM86 39H88V37L86 38ZM164 39H166V38H164ZM184 39V40H185ZM235 39V38H234ZM235 39V40H236ZM260 39V38H259ZM5 40V39H4ZM6 40H8V38L6 39ZM11 40V39H10ZM16 40V39H15ZM19 40V39H18ZM20 40H21V38H20ZM19 40V41H20ZM31 40V39H30ZM182 40V39H181ZM188 40H190V39H188ZM195 40V39H194ZM198 40V39H197ZM202 40V39H201ZM204 40V39H203ZM209 40H210V38H209ZM248 40H249V38H248ZM253 40V39H252ZM256 40H257V38H256ZM262 40V39H261ZM261 40H257V41H254V42H258V41H260L261 42ZM19 41H17L19 44H20V42ZM32 41V42H33ZM70 41H72V40H70ZM81 41V40H80ZM88 41V40H87ZM168 41V40H167ZM169 41H170V38H169ZM183 41V40H182ZM185 41H187V40H185ZM211 41H213V40H211ZM228 41V43L227 44H230V43H232V42H229ZM234 41V40H233ZM237 41V40H236ZM236 41H235V44H236ZM263 41L264 40H262V42H261V47H260V43H259V46L258 45H256V46H258V47H260V48H262V43H263ZM7 42V44H8V41H6ZM12 42V41H11ZM10 42V43H11ZM22 42H24V41H22ZM21 42V43H22ZM29 42H31V41H29ZM28 42V43H29ZM64 42V41H63ZM67 42H69V41H67ZM72 42H74V43H76L74 40L72 41ZM71 42V43H72ZM78 42V41H77ZM189 42H191V41H189ZM215 42H216V40H215ZM214 42V43H215ZM244 42H247V41H244ZM243 42V43H244ZM249 42V41H248ZM254 42H252V43H250L249 42V45L251 44V47H252V49H254L253 48V46H252V44L254 43ZM2 43H3V41H2ZM81 43V42H80ZM84 43V45H85V42H83ZM83 43H81V44H83ZM93 43H95L94 45H93ZM213 42H212V44H214ZM224 43V42H223ZM222 43V45H224ZM237 43V44H238ZM12 44V43H11ZM15 44V43H14ZM17 44V43H16ZM18 44V45H19ZM32 44V43H31ZM216 44H217V42H216ZM241 44H242V42H241ZM255 44V43H254ZM10 45V44H9ZM9 45H6V44H4V46H8L9 47ZM26 45H28L27 43H26ZM66 44L64 43V46H65ZM69 45V44H68ZM70 45H72V44H70ZM80 44L78 43V46H79ZM84 45L81 47V48H83L84 47ZM201 45V44H200ZM202 45H203V43H202ZM205 45V44H204ZM218 45H219V42H218ZM1 46V45H0ZM14 46V45H13ZM16 46V45H15ZM20 46V48L22 47V45H19ZM24 46V45H23ZM29 47H30V45H28ZM210 46V45H209ZM221 46V45H220ZM227 46H231V44L230 45H227ZM235 46V45H234ZM245 46H247L248 47V45H243V48L245 47ZM8 47H6V48H8ZM11 47H12V45H11ZM17 47V46H16ZM25 47H27V46H25ZM24 47V48H25ZM29 47H27L28 49H29ZM66 47H67V45H66ZM72 46H70L69 47V49L71 48ZM75 46L73 45V48H74ZM86 47V46H85ZM84 47V48H85ZM204 47V46H203ZM222 47V46H221ZM226 47V46H225ZM236 47V46H235ZM235 47H234V50H233V52L235 51ZM240 47V46H239ZM10 48V47H9ZM12 48H14V47H12ZM18 48V47H17ZM23 48V47H22ZM50 48V47H49ZM77 48V47H76ZM80 48V47H79ZM209 48V47H208ZM243 48H242V51L241 52H243V51H245V55H246V53H247V51L246 50H243ZM260 48H259V51H261V52H263L264 53V51H262V50H260ZM4 49V48H3ZM16 49V48H15ZM27 49V51H29ZM33 49V48H32ZM64 49V48H63ZM63 49L61 50V51H63ZM69 49H68V52L70 53L71 51H69ZM75 49V48H74ZM201 49V48H200ZM205 49L206 48H204V52H208V51H211V50H209L208 49V51H205ZM219 49V48H218ZM221 49V48H220ZM219 49V50H220ZM226 49V48H225ZM229 50L231 49V51H232V49H233V46L231 47V48H228ZM239 49V48H238ZM244 49H246V48H244ZM248 49V48H247ZM255 49H257V47L255 48ZM263 49H264V47H263ZM2 50V49H1ZM5 50H7V49H4L3 51H5ZM9 50V49H8ZM17 50V49H16ZM22 50H24V49H22ZM48 50V49H47ZM65 50H67V48L65 49ZM203 50V49H202ZM223 50H224V48H223ZM237 50V49H236ZM240 50H241V48H240ZM240 50H239V52H240ZM249 50H251L250 49V47H249ZM258 50V49H257ZM11 51V50H10ZM12 51H14V50H12ZM26 51V50H25ZM198 51V50H197ZM201 51V50H200ZM200 51H198V52H200ZM225 51V50H224ZM227 51V50H226ZM255 50H253V52H254ZM16 52V51H15ZM14 52V53H15ZM20 52V51H19ZM23 52V51H22ZM22 52H20V53H22ZM64 52V51H63ZM75 52H76V50H75ZM77 52H79V51H77ZM79 52V53H80ZM204 52H202V53H204ZM213 53L214 52H216V51H212ZM232 52V53H233ZM238 52V53H239ZM2 53V52H1ZM0 53V54H1ZM7 53V52H6ZM5 53V54H6ZM13 53V54H14ZM27 53V52H26ZM48 53V52H47ZM74 53V52H73ZM94 53V54H95ZM212 53V54H213ZM232 53H229V57H230V54H232ZM250 53V52H249ZM252 53V52H251ZM258 53V52H257ZM262 53V54H263ZM3 54V53H2ZM17 54V53H16ZM64 54V53H63ZM62 54V55H63ZM72 54V53H71ZM94 54H93V57H98V56H94ZM197 54V53H196ZM200 54V53H199ZM209 54V53H208ZM214 54H217V53H214ZM213 54V55H214ZM255 54V53H254ZM253 54V55H254ZM262 54H260V55H262ZM22 55H24V54H22ZM67 55H68V53H67ZM66 55V57H68ZM86 55V56H87ZM96 55V54H95ZM212 55V56H213ZM225 55H226V53H225ZM235 55H237V54H235ZM240 55V54H239ZM239 55H237V57H239ZM242 55V54H241ZM248 55V54H247ZM251 55V54H250ZM253 55H251V56H253ZM257 55V54H256ZM258 55H259V53H258ZM257 55V56H258ZM6 56V55H5ZM18 56H20V54L18 55ZM74 56H75V59H73L72 60V62L73 63H68V65L70 64H73V67H77V65L79 64L80 65V59H81V57H76V54H74ZM89 56H87V57H89ZM197 56H199L198 54H197ZM196 56V57H197ZM201 56V55H200ZM205 56V58H206V54L204 55ZM203 56V57H204ZM214 56H216V55H214ZM218 56H219V53H218ZM221 56V55H220ZM251 56H250V58H251ZM256 56V57H257ZM1 57V56H0ZM4 57V56H3ZM92 57V58H93ZM187 57V58H186ZM189 57V58H188ZM195 57V58H196ZM202 57V56H201ZM201 57H199V58H201ZM203 57H202V59H203ZM232 57L234 58L235 56H233L232 55ZM246 57V56H245ZM249 57V56H248ZM260 57V56H259ZM5 58H7V56L5 57ZM18 58V57H17ZM69 58H70V55H69ZM68 58V59H69ZM71 58H73V57H71ZM80 58V59H79ZM90 58V57H89ZM92 58H90V59H92ZM207 58H208V56H207ZM206 58V59H207ZM214 57H212V59H213ZM216 58V57H215ZM225 58V57H224ZM242 58H244V56H242ZM241 58V59H242ZM263 58V55H262V57L260 58V59H262ZM45 59V58H44ZM61 59V58H60ZM210 60H211V56H210V58H209ZM209 59H207V61L209 60ZM217 59V58H216ZM216 59H214V60H216ZM222 59V58H221ZM227 59V58H226ZM232 59V58H231ZM235 59V58H234ZM248 59V58H247ZM252 59H254V58H252ZM257 59V58H256ZM256 59H255V61H256ZM264 59V58H263ZM3 60V59H2ZM1 60V62L0 63H2L3 61ZM11 60V59H10ZM64 60H67V58L66 59H64ZM70 60V59H69ZM204 60V59H203ZM218 60V59H217ZM224 60V59H223ZM230 60V59H229ZM245 60H246V58H245ZM259 60V59H258ZM68 61V60H67ZM89 61V60H88ZM100 61V60H99ZM200 61H202L201 59H200ZM206 61V60H205ZM204 61V62H205ZM213 61V60H212ZM220 61H222V60H220ZM227 61V60H226ZM235 61H238V58H237V60H235ZM240 61V60H239ZM242 61H243V59H242ZM261 61V60H260ZM5 62V61H4ZM70 62V61H69ZM163 62H162V67H163ZM197 62H198V60H197ZM216 62V61H215ZM249 61L247 60V64L249 65V63H248ZM262 62H264V61H262ZM8 63V64H7ZM7 63H4V64H7V65H9V62H7ZM11 63V62H10ZM202 63V62H201ZM206 63H208V62H205V64ZM212 63H214V61L212 62ZM223 63V62H222ZM244 63V62H243ZM252 63V62H251ZM253 63H254V61H253ZM256 63V62H255ZM258 63H259V61H258ZM3 64V63H2ZM15 63H13V65H14ZM58 64V63H57ZM168 64L167 65H165V66H168ZM176 64V63H175ZM200 64V63H199ZM204 64V65H205ZM209 64H211L210 62H209ZM215 64V63H214ZM221 64V63H220ZM219 64V66H221L222 67V65H220ZM224 64V63H223ZM242 64V63H241ZM245 64V63H244ZM260 64H262V63H260ZM12 65V64H11ZM12 65V66H13ZM38 65V64H37ZM64 65V64H63ZM69 65V66H70ZM95 65V64H94ZM227 64L225 63V65L224 66H226ZM3 66V65H2ZM10 66V65H9ZM11 66V67H12ZM16 66V65H15ZM15 66H13V67H15ZM161 66V65H160ZM206 66V65H205ZM209 67H210V65H208ZM207 66V67H208ZM218 66V65H217ZM242 66H244V65H242ZM245 66H247V65H245ZM260 66H263V64L262 65H260ZM259 66V67H260ZM12 67V68H13ZM32 67V66H31ZM88 67V66H87ZM159 67V66H158ZM195 67H196V65H195ZM199 67V66H198ZM203 67V66H202ZM211 67H212V65H211ZM213 67H215L214 65H213ZM250 67V66H249ZM254 67H255V64H254ZM254 67H251L252 68V70H253V68ZM258 67V68H259ZM264 67V66H263ZM262 67V68H263ZM0 68H1V64H0ZM6 68L7 67H5V69H4V71L6 70ZM9 68V67H8ZM8 68H7V71H8ZM18 68V67H17ZM70 68V70H71V67H69ZM78 68V67H77ZM160 68V67H159ZM200 68V67H199ZM198 68V70L199 71H202L203 69L205 70V68H203L202 70H200ZM223 68V67H222ZM225 68H227V66L225 67ZM261 68V69H262ZM10 69V68H9ZM72 69H74V68H72ZM164 69H165V67H164ZM166 69H167V67H166ZM192 69V68H191ZM194 69V68H193ZM196 69V68H195ZM212 69V68H211ZM210 68H209V71L211 70ZM214 69H216V68H214ZM221 68H218V70H220ZM2 70V69H1ZM15 70V69H14ZM42 70V69H41ZM168 70V69H167ZM170 70V69H169ZM188 70V69H187ZM207 70H208V68H207ZM206 70V71H207ZM223 70V69H222ZM3 71V70H2ZM10 71V70H9ZM8 71V73H10ZM39 71V70H38ZM43 71V70H42ZM165 71V70H164ZM171 71V70H170ZM191 71V70H190ZM209 71H207V72H209ZM212 71H214V70H212ZM212 71L210 72V74L212 73ZM15 72V71H14ZM84 72V71H83ZM166 72V71H165ZM179 72V71H178ZM204 72V71H203ZM264 72V71H263ZM6 73L7 72H5V74L3 75L4 77H5V75H6ZM175 73V72H174ZM194 73V72H193ZM192 73V74H193ZM199 73V72H198ZM215 73H216V71H215ZM220 73H222V71L220 72ZM224 73H225V70H224ZM11 74V73H10ZM10 74H8V75H10ZM41 74V73H40ZM48 74V73H47ZM170 74H171V72H170ZM173 74V73H172ZM176 74L177 73H175L174 75H172V77H170L171 78V82L173 83V85L175 84H177L178 86H179V84H181V85H183L184 83L185 84H187V85H189V86H186V85H184V87H183V90H181V92L183 93H185V95L187 94L189 97H190V100H189V98H188V102L190 103H193L194 101H197V100H199L200 102H202L200 99L202 98V97H200V99H197V97L199 96H196V99L194 100V98H193V96H192V93L194 94L195 92L197 93V89L196 88H194L193 87V82L192 81H188V79L187 78H183V77H178L179 75H177L176 76ZM180 74V73H179ZM182 74V73H181ZM184 74V73H183ZM190 74V73H189ZM195 74V73H194ZM200 74H202L201 72H200ZM219 74V73H218ZM13 75V74H12ZM44 75V74H43ZM42 75V76H43ZM46 75V74H45ZM44 75V76H45ZM197 75V74H196ZM215 74L213 73V76H214ZM216 75H217V73H216ZM220 75H222V74H220ZM224 75V74H223ZM2 76V75H1ZM0 76V77H1ZM171 76V75H170ZM190 76V75H189ZM199 76H201V75H199ZM207 76V75H206ZM208 76H209V73H208ZM212 76V77H213ZM226 76V75H225ZM47 77V76H46ZM52 77H55V76H52ZM52 77H48V79L49 78H52ZM88 77V76H87ZM167 77H168V73H167ZM191 77H193L192 75H191ZM209 77H211V76H209ZM223 77V76H222ZM3 78V77H2ZM13 78V77H12ZM36 78H38V77H36ZM44 78V77H43ZM60 78L61 79H64L62 76L60 77L59 76V80H60ZM190 78V77H189ZM196 78H198V76H196ZM206 78V77H205ZM225 78V77H224ZM57 79H58V76H57ZM57 79L55 78V83H54V85H56V82H57ZM166 79V78H165ZM191 79V78H190ZM208 79V78H207ZM4 80H5V78H4ZM6 80H8L7 79V77H6ZM5 80V81H6ZM37 80V79H36ZM52 80H54V79H52ZM66 80V79H65ZM84 80V81H85ZM168 80V79H167ZM167 80H165L166 82H167ZM39 81V80H38ZM41 81V80H40ZM42 81H44V80H42ZM49 81V80H48ZM198 81V80H197ZM208 81V80H207ZM62 82L64 83V81L62 80ZM170 82V83H171ZM195 82V81H194ZM22 83V82H21ZM28 83H29V81H28ZM31 83V82H30ZM38 83V82H37ZM36 83V84H37ZM49 83H52V82H49ZM67 83V82H66ZM65 83V84H66ZM70 83V82H69ZM73 83V82H72ZM137 83H139L140 84V86H141V88L143 87V86H147V87H149V85H152V91H150V89L147 91V92H151V94L153 95V98H155V99H157V100H159L158 102H161V103H159L160 105H161V108H157V107H155V105L153 106V104H150L149 102H147V101H145L144 99H142L141 98V95H140V89L138 90L137 88V92L135 91V94H133V96H130V97H127V96H125V94H128V92H129V89H128V86L130 85H132L133 87H134V89H135V87H136V85H137ZM172 83H171V85H170V87L172 86ZM204 83V82H203ZM44 84V83H43ZM42 84V85H43ZM47 84V83H46ZM57 84H59V83H57ZM60 84H61V81H60ZM59 84V85H60ZM64 84V85H65ZM71 84V83H70ZM70 84H67V85H70ZM194 84H196V83H194ZM199 84V83H198ZM25 85V84H24ZM29 86H30V84H28ZM39 86H40V84H38ZM143 85V86H142ZM169 85V84H168ZM200 85V84H199ZM199 85H198V87H199ZM29 86L27 87V88H29ZM46 86V85H45ZM56 86H58V85H56ZM56 86H54V87H52V86H50V84L47 86V87H49V88H51L52 87V89L53 88H55ZM167 86V85H166ZM241 86V85H240ZM42 87H44V85L42 86ZM63 87V85L61 86L60 85V88H62ZM64 87H66V86H64ZM139 87V86H138ZM169 87V86H168ZM182 87V86H181ZM180 87V88H181ZM16 88V87H15ZM24 88H26V86L24 87ZM23 88V89H24ZM41 88V87H40ZM40 88H39V90H40ZM57 88V87H56ZM66 88H69V86L68 87H66ZM132 88V87H131ZM145 88V87H144ZM151 88V87H150ZM178 88V87H177ZM179 88V89H180ZM58 89H59V86H58ZM58 89L56 90V91H58ZM167 89V88H166ZM174 89V88H173ZM176 89V88H175ZM244 89V88H243ZM27 90H29V89H27ZM26 90V91H27ZM36 90V89H35ZM44 90H45V92H46V87L44 88ZM44 90H43V92H44ZM48 90H51V89H48ZM54 90V92H56ZM61 90V89H60ZM59 90V91H60ZM63 91H64V89H62ZM132 90H133V88H132ZM131 90V91H132ZM143 90V89H142ZM147 90V88L145 89V90H143V91H146ZM178 90V89H177ZM176 90V91H177ZM241 90V89H240ZM22 91V90H21ZM42 91V90H41ZM58 91V92H59ZM78 91V90H77ZM76 91V92H77ZM80 91H79V93H80ZM167 91V90H166ZM199 91V90H198ZM243 91V90H242ZM241 91V92H242ZM245 91V90H244ZM22 92H24V90L22 91ZM29 92V91H28ZM27 92V94L26 95H28L29 93ZM38 92V91H37ZM37 92H35V95H37L36 93ZM47 92H49V91H47ZM132 92H134V91H132ZM246 92V91H245ZM244 92V93H245ZM19 93V95L20 94H22L20 91L18 92ZM18 93H16V94H18ZM24 93H26V92H24ZM31 93V92H30ZM39 93V92H38ZM50 93H53V92H50ZM131 93V92H130ZM141 93H142V91H141ZM169 93H172V92H169ZM200 92H198V94H199ZM247 93V92H246ZM40 94V93H39ZM38 94V95H39ZM44 93H42V95H43ZM46 94V93H45ZM61 94H62V91H61ZM88 94V93H87ZM90 94V93H89ZM25 95V96H26ZM85 95V94H84ZM91 95V94H90ZM109 95V96H108ZM132 95V94H131ZM184 95V96H185ZM196 95V94H195ZM194 95V96H195ZM245 95V94H244ZM17 96V95H16ZM128 96H129V94H128ZM187 96V97H188ZM201 96V95H200ZM247 96V95H246ZM20 97V100H21V98H22V95L21 96H19ZM18 97V98H19ZM23 97H24V95H23ZM36 97V96H35ZM38 97H42V96H38ZM144 97V96H143ZM243 97V96H242ZM254 97V96H253ZM47 98V97H46ZM45 97L43 98V102L45 103V101L46 100H48V98L46 99ZM90 98V97H89ZM199 98V97H198ZM244 98V97H243ZM10 99H12V98H10ZM31 99V98H30ZM35 99V102H36V100L38 101V99H36V98H34ZM46 99V100H45ZM154 99V100H155ZM248 99V98H247ZM252 99V98H251ZM31 100H33V98L31 99ZM40 100H41V98L39 99V101L38 102H40ZM45 100V101H44ZM144 100V101H143ZM149 100V99H148ZM238 100V99H237ZM49 101V100H48ZM60 101V100H59ZM62 101H64V100H62ZM150 101V100H149ZM235 101V100H234ZM241 101H243V100H241ZM8 102V101H7ZM30 102V101H29ZM34 102V104H38L37 102L35 103ZM10 103V102H9ZM195 103V102H194ZM205 102H203V105L205 106V104H204ZM211 103V102H210ZM209 103V104H210ZM12 104V103H11ZM20 104V103H19ZM28 104V103H27ZM49 104V103H48ZM197 103H195V105H196ZM208 104V103H207ZM209 104H208V107H209ZM167 105V107L169 106V111H168V109L167 108H165V106ZM190 105H192V104H190ZM213 105H215L214 103H213ZM212 105V106H213ZM220 106H221V103L219 104ZM29 106H32V103L29 105ZM35 106V105H34ZM33 106V107H34ZM38 106H39V104H38ZM50 107V106H52V105H47V107ZM66 106V107H65ZM110 106V105H109ZM197 106V105H196ZM204 106H201L200 108H202V107H204ZM216 106V105H215ZM217 106H218V104H217ZM10 107V106H9ZM22 107V106H21ZM42 107V106H41ZM44 107V106H43ZM47 107H45V108H47ZM49 107H48V110H50L49 109ZM57 107H58V105H57ZM64 107H65V109H67L69 112V116H78L79 117V113L77 112V110L72 106V104L70 103V102H66L65 104H64ZM188 107V106H187ZM192 107H195V106H192ZM191 107V108H192ZM7 108V107H6ZM51 108V107H50ZM60 108V107H59ZM190 108V107H189ZM188 108V109H189ZM199 108V107H198ZM212 108V107H211ZM222 108V107H221ZM9 109V108H8ZM13 109V108H12ZM40 109H42V110H44V108H40ZM52 109H53V106H52ZM58 108H56V110H57ZM60 109H64L63 108V103H61V108ZM177 109H179L178 107H177ZM182 108H180V110H181ZM213 109V108H212ZM214 109H216V108H214ZM219 110H220V107L218 108ZM15 110V109H14ZM47 110V109H46ZM56 110H54L55 112H56ZM61 110V111H62ZM182 110H184V109H182ZM191 109H189V110H187V111H190ZM193 110V109H192ZM199 109H197V111H198ZM209 110V108L207 109V111ZM6 111V110H5ZM5 111H3V112H5ZM8 111V110H7ZM12 111V110H11ZM19 111V110H18ZM53 111V110H52ZM186 111V110H185ZM195 110H193V112H194ZM200 111V110H199ZM198 111V112H199ZM218 111V110H217ZM221 111V110H220ZM222 111H223V109H222ZM59 112H60V110H59ZM174 112V111H173ZM172 112V113H173ZM192 112V113H193ZM202 112H203V110H202ZM219 112V111H218ZM217 112V113H218ZM6 113V112H5ZM9 113H11V112H9ZM57 113V112H56ZM60 113H62V112H60ZM174 113V114H175ZM177 113H179V112H177ZM182 113V112H181ZM184 113V112H183ZM183 113H182V115H183ZM186 114H188L187 112H185ZM201 113V112H200ZM208 113V112H207ZM207 113H206V115H207ZM216 113V112H215ZM216 113V114H217ZM14 114V113H13ZM12 114V115H13ZM16 114V113H15ZM37 114V113H36ZM174 114H172V116L174 115ZM211 114H213V112L211 111ZM12 115H8V116H12ZM17 116H18V113L16 114ZM29 115V114H28ZM28 115L26 116V117H28ZM60 115V114H59ZM62 115V114H61ZM146 115V116H147ZM171 115V114H170ZM177 115V114H176ZM175 115V116H176ZM185 115V114H184ZM184 115H183V117H184ZM194 115V114H193ZM193 115L191 116V117H193ZM223 115H225V113L223 114ZM222 115V116H223ZM1 116V115H0ZM8 116H6L7 118H9ZM29 116H31V115H29ZM144 116V115H143ZM145 116V117H146ZM178 116H179V114H178ZM189 116V115H188ZM212 116V115H211ZM214 116V115H213ZM213 116H212V118H213ZM221 116V115H220ZM221 116V117H222ZM5 117V116H4ZM5 117V118H6ZM15 117V116H14ZM21 117V116H20ZM60 117V116H59ZM170 118H172L171 116H169ZM181 117V118H180ZM180 119L179 120H181L182 119V116L180 115ZM195 117V116H194ZM194 117H193V119H194ZM198 117V116H197ZM202 117H203V115H202ZM208 117H209V115H208ZM216 117V116H215ZM214 117V118H215ZM221 117H216V118H221ZM264 117V116H263ZM4 118V119H5ZM12 118V117H11ZM175 118V117H174ZM178 117H176V119L175 120H178L177 119ZM186 117H184V119H185ZM201 118V117H200ZM199 118V119H200ZM203 118H205V116L203 117ZM212 118H210V119H212ZM213 118V119H214ZM3 119V118H2ZM1 119V121H3ZM15 119H16V117H15ZM34 119V118H33ZM51 119V118H50ZM60 119L61 118H59L58 120L60 121ZM184 119H182V120H184ZM189 119V118H188ZM191 119V118H190ZM206 119H208V118H206ZM11 120V119H10ZM13 120H14V118H13ZM30 120V119H29ZM40 120V119H39ZM57 120V121H58ZM172 120V119H171ZM174 120V119H173ZM181 120V121H182ZM186 120V119H185ZM197 120V119H196ZM205 120V119H204ZM209 120V119H208ZM217 120V119H216ZM219 120V119H218ZM222 120V119H221ZM264 120V119H263ZM15 121V120H14ZM31 121V120H30ZM64 121H66V123L64 122ZM189 121V120H188ZM192 121V120H191ZM194 121H195V119H194ZM4 122H5V120H4ZM7 122V121H6ZM5 122V123H6ZM8 122H9V120H8ZM52 122V121H51ZM174 122H176V121H174ZM186 122V121H185ZM196 122V121H195ZM202 122V121H201ZM213 122V121H212ZM211 122V123H212ZM219 122V121H218ZM217 122V123H218ZM225 122H226V120H225ZM3 123V122H2ZM10 123H12V122H9V124ZM14 123V122H13ZM30 123V122H29ZM28 123V124H29ZM49 123H50V121H49ZM65 123V124H64ZM179 123V122H178ZM192 123V122H191ZM210 123V122H209ZM208 123V124H209ZM210 123V124H211ZM216 123V124H217ZM220 123V122H219ZM264 123V122H263ZM24 124V123H23ZM27 124V123H26ZM33 124V123H32ZM37 124V123H36ZM41 124V123H40ZM57 124H58V122H57ZM144 124V123H143ZM177 124V123H176ZM180 124V123H179ZM195 124V123H194ZM204 124V123H203ZM207 124V123H206ZM207 124V125H208ZM213 124V123H212ZM215 124V125H216ZM181 125V124H180ZM188 124H187V122H186V126H187ZM201 125H202V123H201ZM214 125V124H213ZM12 127H15V128H17V126H15V124L14 125H11ZM27 127H28V125H26ZM50 126V125H49ZM54 127L56 126V125H53ZM179 126V125H178ZM190 126V125H189ZM194 126V125H193ZM196 126H197V123H196ZM200 126V125H199ZM203 126V125H202ZM204 126H206V125H204ZM264 126V125H263ZM2 127H3V125H2ZM8 127V126H7ZM25 127V126H24ZM31 127V126H30ZM35 127V126H34ZM51 127V126H50ZM181 127V126H180ZM183 127V126H182ZM192 127V126H191ZM201 127V126H200ZM208 127V126H207ZM206 127V128H207ZM216 126H214V128H215ZM221 127V126H220ZM225 127H226V125H225ZM9 128V127H8ZM189 128V127H188ZM196 128V127H195ZM199 127H197V129H198ZM203 128V127H202ZM224 128V127H223ZM222 128V129H223ZM228 128V127H227ZM5 129V128H4ZM10 129V128H9ZM14 129V128H13ZM12 129V130H13ZM24 129H26V131L28 130V128H24ZM23 129V130H24ZM30 129V128H29ZM50 129V128H49ZM52 129V128H51ZM50 129V130H51ZM57 129H58V127H57ZM185 128H183V129H181L182 131L184 130ZM193 129H194V127H193ZM209 129H211V128H209ZM209 129H207L208 131H209ZM217 129V128H216ZM261 129H263V128H261ZM3 130V129H2ZM6 130V129H5ZM11 129H10V131H12ZM16 130V129H15ZM14 130V131H15ZM226 130V129H225ZM4 131V130H3ZM25 131V130H24ZM29 131V130H28ZM30 131H32V129L30 130ZM34 131V130H33ZM58 131H60V129H58ZM187 131V130H186ZM192 131V130H191ZM207 131V132H208ZM216 130H214V132H215ZM223 131V130H222ZM255 131V130H254ZM257 131V130H256ZM263 131V130H262ZM1 132V131H0ZM6 132H7V130H6ZM6 132H4V133H6ZM54 132V131H53ZM53 132H52V134H53ZM57 132V131H56ZM197 132V131H196ZM204 132V131H203ZM211 132H212V130H211ZM219 132H220V129H219ZM228 131H226V133H227ZM8 133V132H7ZM12 133V132H11ZM28 133V132H27ZM32 133V132H31ZM30 133V134H31ZM47 133V132H46ZM49 133V132H48ZM48 133H47V135H48ZM60 133V132H59ZM59 133H57L56 135H59ZM63 133V132H62ZM188 134H189V131L187 132ZM192 133V132H191ZM206 133V132H205ZM205 133H202V135L203 134H205ZM221 133V132H220ZM231 133V132H230ZM253 133V132H252ZM29 134V133H28ZM66 134H67V132H66ZM168 134H170V135H168ZM174 134V133H173ZM185 134H186V132H185ZM224 134V137H225V135H227V134H225V133H223ZM262 134H264V131L262 132ZM262 134H259V132H258V134H255V135H253V136H251L250 138H248V139H241V138H236V139H234L233 137H231V138H233L232 140H231V138L229 137L230 136V134H228L229 136L227 137V138H230L229 140H231L230 142H227V138H225V140H221V141H219V142H216V144H214V145H212V144H209L210 146H211V149L208 151L207 150V148H205L204 150H207L208 151V153L210 152L211 153V156H213V158L216 160V162H217V165H218V169H213V168H211L210 166H208L207 165V163H203V165L201 164V166L202 167H200V162H199V160H196V158H194L195 159V162L196 161H198L199 162V167L200 168H203V169H206V171L207 172H209L210 174L206 177L207 179H206V181L208 182V183H210L211 185H212V187L214 186V187H221V186H219V185H224L226 182H227V175L228 174H230V175H234L237 171H244L243 173H244V175L242 174L241 176L239 175V177H236L234 180H235V182L236 183H238L239 185H241L242 187L244 186H248V184H252L251 186H256V187H260V190H259V192L257 193V195H255V196H253V195H251L252 197H251V199H252V203H259V209H262L263 211H264V135H262ZM9 135V134H8ZM8 135H3V137L4 136H8ZM14 135H16V133L14 134ZM13 135V133L9 136V137H13L14 136ZM50 135V134H49ZM68 135H73V134H69L68 133ZM67 135V136H68ZM78 135V134H77ZM187 135V134H186ZM212 135V134H211ZM234 135V134H233ZM252 135V134H251ZM2 135L0 134V137H1ZM50 136H52V135H50ZM60 136V135H59ZM58 136V137H59ZM66 136V135H65ZM173 137H178V134H174V135H172ZM190 136V135H189ZM188 136V137H189ZM193 136H196V135H193ZM204 136V135H203ZM213 136V135H212ZM214 136H216V134L214 135ZM232 136V135H231ZM33 137V136H32ZM52 137H54V136H52ZM52 137H47V138H50L49 140H51L52 139ZM58 137H56V138H58ZM155 137V136H154ZM173 137H172V139H173ZM198 137V136H197ZM196 137V138H197ZM205 137V136H204ZM223 137V136H222ZM234 137H236V136H234ZM5 138V137H4ZM14 138H16V137H14ZM29 138H30V136H29ZM68 138H69V140H70V137L68 136ZM171 138V137H170ZM181 138V137H180ZM190 138V137H189ZM193 138V137H192ZM199 138H200V136H199ZM198 138V139H199ZM202 138V137H201ZM206 138H208V137H206ZM20 139V138H19ZM152 139H154V138H152ZM174 139H178V138H174ZM173 139V140H174ZM209 139V138H208ZM211 139V138H210ZM216 139H218V138H216ZM215 139V140H216ZM220 139H221V136H220ZM223 139V138H222ZM32 140H34V139H32ZM169 140V139H168ZM214 140V141H215ZM178 141V140H177ZM176 141V142H177ZM184 141V140H183ZM192 141V140H191ZM195 141H196V139H195ZM210 141H213V140H210ZM218 141V140H217ZM31 142V141H30ZM106 142V141H105ZM104 142V143H105ZM168 142V141H167ZM170 142H171V140H170ZM175 142V143H176ZM179 142V141H178ZM200 142V141H199ZM201 142H203V141H201ZM200 142V143H201ZM209 142V141H208ZM32 143H34V142H32ZM138 143H140V144H138ZM165 143V142H164ZM172 143V142H171ZM182 143H185V142H182ZM193 143V142H192ZM194 143H196V142H194ZM207 143V142H206ZM212 143H214V142H212ZM28 144V143H27ZM101 144V143H100ZM107 144H106V146H107ZM181 144V143H180ZM188 144H190V143H188ZM197 144H199V143H197ZM196 144V145H197ZM203 144V143H202ZM34 145H35V143H34ZM33 145V146H34ZM103 145V144H102ZM105 145V144H104ZM104 145H103V148H104ZM132 145V144H131ZM168 145V144H167ZM173 145V144H172ZM176 145V144H175ZM201 145V144H200ZM205 145H207V144H205ZM99 146H101V145H99ZM164 146V145H163ZM182 146H183V144H182ZM188 146V145H187ZM187 146H185V147H187ZM198 146V145H197ZM196 146V147H197ZM102 147V146H101ZM153 147V146H152ZM155 147V146H154ZM165 147V146H164ZM163 147V150L165 149ZM178 147H180L179 145H178ZM189 148H190V146H188ZM195 147V146H194ZM193 147V148H194ZM200 147V146H199ZM214 147H215V150H214ZM218 147V148H217ZM55 148V149H54ZM167 148V147H166ZM172 148V147H171ZM208 148H209V146H208ZM216 148H217V150L218 151H216ZM30 149H32V148H30ZM29 149V150H30ZM97 149V148H96ZM96 149H95V151H96ZM153 149V148H152ZM158 149H156V150H158ZM186 149V148H185ZM184 149V150H185ZM199 149V148H198ZM200 149H202V148H200ZM28 150V151H29ZM34 151H35V148L33 149ZM109 150V151H108ZM160 150H162V149H160ZM172 150V149H171ZM178 150V149H177ZM192 150V149H191ZM92 151V150H91ZM128 151H129V149H128ZM167 151V150H166ZM168 151H170V150H168ZM168 151H167V153H168ZM187 151V150H186ZM186 151H184V152H186ZM200 151H202V150H200ZM207 151L205 152V153H207ZM21 152V151H20ZM93 152H94V149H93ZM98 152V151H97ZM151 152H154V151H151ZM163 153H164V151H162ZM180 152V151H179ZM183 152V153H184ZM196 153H197V151H195ZM199 152V151H198ZM204 152V151H203ZM219 152H221L220 154H219ZM89 153H91V152H89ZM158 153H159V150H158ZM158 153H157V155H158ZM161 153V152H160ZM171 153V152H170ZM173 153V152H172ZM177 153V152H176ZM190 153V152H189ZM196 153H194V154H196ZM209 153V154H210ZM20 154V153H19ZM85 154V155H84ZM93 154V153H92ZM94 154H95V152H94ZM94 154H93V156H94ZM127 154V153H126ZM154 154H155V152H154ZM186 154V153H185ZM184 154V155H185ZM201 154V153H200ZM200 154H199V156H200ZM96 155H98V154H96ZM161 155H164V154H161ZM165 155H167L166 153H165ZM175 155V154H174ZM177 155V154H176ZM183 155V156H184ZM189 155V154H188ZM193 155V153H191V156ZM197 155V154H196ZM207 155V154H206ZM25 156V155H24ZM92 156V155H91ZM91 156H90V158H91ZM100 156H98L99 158H100ZM108 156V155H107ZM132 156V155H131ZM132 156V158H134ZM146 156V155H145ZM152 156V155H151ZM155 156V155H154ZM172 156V155H171ZM181 156V155H180ZM109 157H111V156H109ZM109 157H107V158H109ZM114 157V156H113ZM116 157H115V159L113 158V160H115L116 161ZM122 157V158H121ZM127 157H128V155H127ZM157 157H159V156H157ZM162 157V156H161ZM160 157V158H161ZM167 157H170V156H167ZM178 157V156H177ZM187 154H186V157H183V159L184 158H186L187 159ZM28 158V157H27ZM47 158H49L50 160H47ZM84 158H87V157H84ZM89 158V157H88ZM93 159H97V157H92ZM98 158V159H99ZM101 158V161L100 162H102L101 164L103 165V162H105V160L107 159H104V161H103V159ZM112 158V157H111ZM110 158V159H111ZM140 158H141V156H140ZM143 158H144V155H143ZM172 158V157H171ZM175 158V157H174ZM189 158V157H188ZM192 158V157H191ZM198 158V157H197ZM95 159V160H96ZM138 159V158H137ZM136 158L135 159H132L133 161L135 160H137ZM163 159L165 160L166 158H162V161H163ZM173 159V158H172ZM176 159V158H175ZM179 159V158H178ZM182 159V158H181ZM194 159H193V161H194ZM29 160V159H28ZM76 160V161H77ZM92 160V159H91ZM100 160V159H99ZM108 160V159H107ZM118 160V159H117ZM141 160V159H140ZM140 160H138L139 162H140ZM167 160V159H166ZM190 160V159H189ZM192 160V159H191ZM207 160V159H206ZM229 160V161H228ZM86 161V160H85ZM84 161V162H85ZM89 161V160H88ZM109 161V160H108ZM111 161V160H110ZM109 161V162H110ZM144 161H147V159L146 160H143V162ZM158 161V160H157ZM193 161H191V162H193ZM203 161V160H202ZM100 162H98V161H96V164H99ZM107 162V161H106ZM114 162V161H113ZM113 162H110V164L112 165V164H114L115 165V163H113ZM122 162H121V164H122ZM125 162V161H124ZM142 162V163H143ZM159 162H161L160 161V159H159ZM170 162V161H169ZM205 162H207V161H205ZM208 162H209V160H208ZM77 163H79V164H77ZM88 163V162H87ZM95 163V162H94ZM116 163H118V162H116ZM136 163V162H135ZM146 163V162H145ZM150 163V161L148 162V164ZM155 162H154V160H153V163L152 164H154ZM161 163H163V162H161ZM166 163V162H165ZM185 163V162H184ZM189 163H190V161H189ZM188 163V164H189ZM197 163V162H196ZM210 163V162H209ZM93 164V163H92ZM105 164V163H104ZM129 164H131V163H129ZM138 164V163H137ZM151 164V163H150ZM147 165V166H152L153 167V165ZM164 164V163H163ZM163 164H161V165H163ZM166 164H168V163H166ZM171 164V163H170ZM27 165V164H26ZM85 165H89V164H85ZM145 165V164H144ZM155 165V164H154ZM183 165H185V164H183ZM191 165V164H190ZM194 165H195V163H194ZM34 166V165H33ZM84 166V165H83ZM90 167H91V162H90V165H89ZM94 166H96L97 167V165H94ZM116 166V165H115ZM122 166V165H121ZM128 166V165H127ZM130 166V165H129ZM165 166V165H164ZM172 166V165H171ZM176 166V165H175ZM226 167V166H228V167H230V171L229 170H226V168L225 169H223V167ZM85 167V166H84ZM88 167V166H87ZM90 167L89 168H87L88 169V171L86 172V173H88L89 171L91 172V169H90ZM108 167V166H107ZM112 167H113V165H112ZM111 167V168H112ZM124 167V166H123ZM130 167H132V166H130ZM135 167H137V166H135ZM142 167V166H141ZM159 167V166H158ZM160 167H163V166H160ZM170 167V166H169ZM173 168H174V163H173V166H172ZM181 167H183V166H181ZM181 167H180V169H181ZM194 167V166H193ZM196 167V166H195ZM15 168V167H14ZM92 168V167H91ZM117 168V167H116ZM139 168V167H138ZM147 168V167H146ZM151 168V167H150ZM149 168V169H150ZM154 168H156V165H155V167ZM164 168H166V166L164 167ZM179 168V167H178ZM185 168V167H184ZM197 168V167H196ZM200 168H198V169H200ZM90 169V170H89ZM93 169V168H92ZM100 169V168H99ZM105 169H107V168H105ZM104 169V170H105ZM108 169H110L109 167H108ZM130 169V168H129ZM135 169H137V168H134V170ZM149 169H148V171H149ZM157 169V168H156ZM168 169H170V168H168ZM195 169V168H194ZM96 170V169H95ZM97 170H98V168H97ZM101 170H103V168L101 169ZM113 170V169H112ZM116 170V169H115ZM133 169H131V170H129V172L128 173H130V171H132ZM138 170V169H137ZM137 170H135L138 174H139V172L137 171ZM141 170L144 172L145 171V169L143 170L142 168H141ZM152 170H153V168H152ZM158 170H159V168H158ZM173 170H175V169H173ZM184 170V169H183ZM83 173H84V171L83 170H81ZM134 171V172H135ZM148 171H145V174H147L148 175V173H146V172H148ZM154 171V170H153ZM163 172V174H164V170H160L159 171V173L160 172ZM168 171V170H167ZM186 171H188L189 172V170H186ZM191 171V170H190ZM194 171V170H193ZM201 171V170H200ZM55 172H53L54 174H55ZM89 172V173H90ZM93 172V171H92ZM102 173L100 174L101 175V178L102 177H104L105 176V172L103 173V171H101ZM133 172V171H132ZM132 172H131V174H132ZM150 172V171H149ZM162 172H161V175H159V176H161L162 177V179H164L165 180V178H163L164 177V175L162 174ZM170 172V171H169ZM172 172H174V171H172ZM178 172H180V171H178ZM196 172V171H195ZM194 172V173H195ZM199 172V170H197V172L196 173H198ZM39 173V172H38ZM45 173V172H44ZM112 173H113V171H112ZM117 173V172H116ZM127 173V174H128ZM158 173V172H157ZM187 173V172H186ZM191 173V172H190ZM196 173H195V175H196ZM80 174H81V172H80ZM92 174V173H91ZM96 174V173H95ZM111 173L109 172V175H110ZM152 174L153 175H157V174H154L153 172H152ZM167 173H165V175H166ZM170 174V173H169ZM172 174H174V173H172ZM171 174V175H172ZM83 175V174H82ZM82 175H80L81 176V178H82ZM90 175V174H89ZM123 175V174H122ZM128 175H130V174H128ZM133 175V174H132ZM132 175H130L129 177H131ZM135 175H137V174H135ZM134 175V176H135ZM140 176H141V172H140V174H139ZM146 175V176H147ZM177 175V173L175 174V176ZM180 175H184L183 173L182 174H180ZM190 175V174H189ZM45 176V175H44ZM54 176V177H53ZM79 176V177H80ZM88 176V175H87ZM108 176V175H107ZM113 176H114V174H112V178H113ZM125 176V175H124ZM133 176V177H134ZM138 176V175H137ZM146 176H144V174H143V177L146 179ZM159 176L157 177V176H154V178H157L156 180H158V178H159ZM169 176V175H168ZM174 176V175H173ZM192 176V175H191ZM236 176H238V175H236ZM85 177V176H84ZM97 177V176H96ZM110 178H111V175L109 176ZM116 177V176H115ZM151 177V172H150V176L149 177H147L148 178V180H150L149 178ZM166 177V176H165ZM87 179H88V177H86ZM85 178V179H86ZM90 178V177H89ZM101 178H99V179H101ZM104 178H106V176L104 177ZM104 178H102V182H103V179ZM111 178V179H112ZM120 177H118V179H119ZM135 178V177H134ZM153 178V177H152ZM151 178V180L153 181V179ZM167 178V177H166ZM183 178V177H182ZM186 178H187V176H186ZM232 178H233V176H232ZM38 179H40V178H37V177H30V179L29 180H25V181H23L22 183H21V185H20V187H19V189L21 188V190L23 189V188H25V190L26 189H28V190H30L31 189V187H33V186H35L36 184L37 185H40L41 183H40V180H38ZM84 179V180H85ZM97 179V178H96ZM114 179V178H113ZM117 179V178H116ZM143 179V178H142ZM161 179V180H162ZM187 179H189V178H187ZM81 180V179H80ZM106 180V179H105ZM107 180H109V179H107ZM132 180V179H131ZM147 180V179H146ZM145 180V181H146ZM150 180V181H151ZM159 180H160V178H159ZM171 180V181H170ZM169 180V182H170V184L171 183H173L174 184V193L176 192L175 191V189H177V191L179 190L180 192H181V190H182V182H184L181 178H178V177H174V178H171ZM190 180V179H189ZM192 180V179H191ZM41 181H42V179H41ZM89 181V180H88ZM110 181V180H109ZM130 181V180H129ZM133 181H134V179H133ZM144 181V180H143ZM150 181H146V182H144L145 184H149V182ZM81 182H83V181H81ZM85 182H87V181H85ZM84 182V183H85ZM91 182V181H90ZM90 182H89V185H90ZM111 182V181H110ZM113 182H115V183H117L116 182V180L115 181H113ZM122 182V181H121ZM125 182V181H124ZM131 182V181H130ZM139 182V184L141 183V181H138ZM137 182V183H138ZM160 182H162L163 184L166 182H163V181H159V182H157V183H160ZM191 182H193V181H191ZM191 182H189V183H191ZM84 183L82 184V185H79V186H85L86 185V183H85V185H84ZM91 183H93V182H91ZM96 183H98V182H95V184ZM106 183H108L107 181H106ZM119 183H120V180H119ZM134 183V182H133ZM135 183H136V181H135ZM136 183V184H137ZM152 183H154V182H152ZM151 182H150V184H152ZM155 183H156V181H155ZM154 183V184H155ZM156 183V184H157ZM161 183V184H162ZM166 183H168V182H166ZM188 183V184H189ZM43 184V183H42ZM99 184V183H98ZM104 184V183H103ZM109 185H110V183H108ZM114 184V183H113ZM121 184H123V183H120V185ZM162 184V185H163ZM168 185L169 186V188H171L172 186L171 185ZM185 184H187V183H183V185H184V187L186 186ZM191 184H193V185H197L198 184V186L196 187H194L193 188V186L190 188V189H188V190H186V192H184L185 194H188L187 192L189 191V190H191L192 191V188H193V192H191V191H189L190 192V201L192 200H194V201H197V203H198V201L200 202L199 204H197L196 202H194L195 204H197V205H195L194 203H191L190 205H186V203L184 204V205H186L185 206V209H186V211L188 212V214H189V212L190 211H192L193 212V209L194 208H197L198 207V209L196 210V212L194 213V217H200V219L203 221V222H207L208 224H209V226H210V228L213 230V231H215V232H218L219 230L221 231V229H224V228H222V227H226V225L229 223V220L227 219V221L225 222V219H224V224H223V226H219L218 224L220 223V221H222V217L221 216H224V215H221L220 216V213H219V211H217L218 209H216L217 207H218V205H217V207L216 206H214V203L215 202H217L216 200H217V197L216 196H207L206 195V191H204L202 188H201V186H200V183H199V181H194L193 183H191ZM229 184V183H228ZM88 185V184H87ZM86 185V186H87ZM97 185V184H96ZM101 185V184H100ZM140 185H143L144 186V184H140ZM146 185V186H147ZM153 185V184H152ZM181 185V186H180ZM24 186V187H23ZM90 186H92V185H90ZM104 186V185H103ZM111 186V185H110ZM109 186V187H110ZM137 186H138V184H137ZM142 186V187H143ZM154 186V185H153ZM158 187H162V186H159V185H157ZM167 186V185H166ZM179 186H180V188H179ZM251 186H249V187H251ZM254 186L252 187V188H254ZM76 187H78V186H76ZM97 187H98V185H97ZM106 187H108V185L106 186ZM124 187H126V186H124ZM140 187V186H139ZM139 187H136V188H139ZM152 187V186H151ZM157 187V188H158ZM189 187V186H188ZM225 186H223L221 189H218L217 191V193H222V192H224L225 194L227 193L228 195H230L228 198H227V201L229 202L228 203V206L227 207H229V209H230V211H229V213H231L230 215H231V219L230 220H233V221H235V223H239V224H241L242 222V215H241V213H240V211L238 210V209H236V208H234V206H233V204H235V203H238L239 202V197H241V196H243V195H241V196H234L233 195V193H231V191L228 189V187L227 188H224ZM54 188V187H53ZM80 188V187H79ZM92 188V187H91ZM117 188H118V186H117ZM121 188H123V187H121ZM120 188V189H121ZM136 188H134V190H136ZM141 188V187H140ZM146 188H149V186H147ZM163 188V187H162ZM185 188H187V187H185ZM184 188V189H185ZM74 189H76V188H74ZM88 189L89 190H87V188L85 189V187H82V190L80 189V190H78L77 191V193H76V190H75V194H76V196L75 197H77V199L79 198V200L81 199V204H79L80 205V208L79 209H81L80 211H82V212H84L86 215H88V216H91L92 217V221L95 223L96 222V224H95V227L97 228V230L95 231H92V229H87L86 230V232H87V234H92L93 232L97 235V238H101V239H103V238H105V240H107L109 243H111V242H113V241H118V244H119V242H123V241H125V242H127V244H130V245H132L131 243L134 241V240H136V235H137V233L139 232V230H140V228H141V230H142V225L139 223V220L143 217V215H144V213H143V215H137V216H135L136 217V219H135V217L133 218V221L135 222V223H133L134 225L133 226H131V228H129V227H126L125 226V224L123 225V224H121V223H118V221H117V219H116V217L115 216H112L111 214V216L110 215H108L107 213V209H105V208H109V206H107V207H105L104 208V206L101 204V202H98L97 201V197H96V194L97 193H94L95 191H93V189H94V187L91 189L92 191H90V188H89V186H88ZM104 189V188H103ZM109 188H107V190H108ZM113 189V188H112ZM124 189V188H123ZM131 189V188H130ZM143 189V188H142ZM145 189V188H144ZM143 189V190H144ZM161 189V188H160ZM165 189H166V187H165ZM172 189H173V187H172ZM171 189V190H172ZM244 189V188H243ZM258 189V188H257ZM24 190V189H23ZM28 190H26V191H28ZM45 190V189H44ZM125 191H126V189H124ZM129 190V189H128ZM138 190V189H137ZM136 190V191H137ZM141 190V189H140ZM142 190V193H144V191ZM151 190V189H150ZM155 190V189H154ZM158 190V189H157ZM163 190V189H162ZM248 189H246L245 190V193L246 194H244L245 196L247 195V191ZM255 190H256V188H255ZM71 191H74V190H71ZM99 191V190H98ZM106 191V190H105ZM145 191H147V190H145ZM156 191V190H155ZM166 191V190H165ZM210 191V190H209ZM244 191V190H243ZM253 191V190H252ZM258 191V190H257ZM113 192V191H112ZM117 192H119V191H117ZM134 192V191H133ZM157 192V191H156ZM158 192H161L160 190L158 191ZM157 192V193H158ZM163 192V191H162ZM167 192V191H166ZM173 192V191H172ZM250 192V191H249ZM30 193V192H29ZM63 193V192H62ZM105 193V192H104ZM106 193H108V191L106 192ZM123 193V192H122ZM125 193V192H124ZM135 193V192H134ZM137 193V192H136ZM156 193V194H157ZM168 193L170 194V192H169V189H168ZM167 193V194H168ZM177 193V192H176ZM175 193V194H176ZM183 193V192H182ZM181 193V194H182ZM211 193V192H210ZM256 193V192H255ZM99 194V193H98ZM109 194V197H110V193H108ZM118 194V193H117ZM129 194H130V191H129ZM133 194V193H132ZM138 194H140L139 192H138ZM150 193H146V195L145 196H147V195H149ZM160 194V193H159ZM167 194H165V195H163V193H162V196H165V198H166V195ZM168 194V195H169ZM173 194V193H172ZM174 194V195H175ZM181 194H178L177 193V195H179V196H182ZM184 194V195H185ZM212 194V193H211ZM19 195V194H18ZM27 195H29V194H27ZM44 195V194H43ZM100 195V194H99ZM106 195V194H105ZM104 195V196H105ZM125 195V197H126V194H124ZM137 194H135L134 196H136ZM141 195V194H140ZM144 194H142L141 196H143ZM167 195V196H168ZM173 195V196H174ZM183 195V196H184ZM188 195H185L186 197L188 196ZM60 196H61V193H60ZM60 196H59V199H60ZM98 196V195H97ZM101 196H102V193H101ZM116 196V195H115ZM120 197H121V195H119ZM118 196V197H119ZM132 196V195H131ZM138 196V195H137ZM155 197H156V195H154ZM172 196V195H171ZM225 196V195H224ZM29 197H30V195H29ZM107 197H108V195H107ZM118 197H116L115 199H117ZM120 197L118 198L119 200H120ZM124 197V196H123ZM122 197V198H123ZM124 197V198H125ZM140 197V196H139ZM150 197V196H149ZM153 197V194H152V196H151V198ZM169 197V196H168ZM177 197V200L179 199L178 198V196H176ZM186 197H184L185 199H186ZM248 198H249V193H248V196H247ZM22 198V197H21ZM61 198H62V196H61ZM66 198V197H65ZM128 198H130L129 196H128ZM142 197H140V198H138V200L139 199H141ZM147 198V197H146ZM156 198H158V196L156 197ZM163 197H161V199H162ZM174 198H175V196H174ZM189 198V197H188ZM224 198V197H223ZM243 198V197H242ZM19 199V198H18ZM102 199H103V197H102ZM125 199H127V198H125ZM170 199V198H169ZM173 198H171V200H172ZM180 199H182L183 200V198H180ZM180 199H179V201H180ZM225 199V198H224ZM30 200V199H29ZM104 200V199H103ZM102 200V201H103ZM109 200V199H108ZM144 200H146V199H144ZM154 200H157V199H155L154 198ZM159 200V199H158ZM168 200V198H166V201ZM176 199H175V201L176 202H178ZM181 200V201H182ZM243 200V199H242ZM250 200V199H249ZM69 201V200H68ZM105 201H107V200H105ZM127 201V200H126ZM128 201H130V200H128ZM135 201V200H134ZM133 201V202H134ZM140 201V200H139ZM153 201V200H152ZM162 201H164V200H161V204H162ZM170 201V200H169ZM172 201H174V199L172 200ZM180 201V202H181ZM184 201V200H183ZM182 201V202H183ZM247 201V200H246ZM60 202H61V200H60ZM63 202V201H62ZM70 202V201H69ZM114 202V201H113ZM131 202V201H130ZM132 202V203H133ZM138 202V201H137ZM143 203V199H142V201H140L139 203ZM147 202V201H146ZM243 202V201H242ZM248 203H249V201H247ZM157 204H158V202H156ZM167 203H169V202H167ZM170 203H172V202H170ZM169 203V204H170ZM188 203V202H187ZM57 204V203H56ZM126 204L127 203H125V207H126ZM144 204V203H143ZM151 204V203H150ZM166 204V203H165ZM173 204V203H172ZM172 204H170V206L169 207H171V206H173ZM176 204V203H175ZM178 204H179V202H178ZM181 204V203H180ZM179 204V205H180ZM219 204V203H218ZM247 204V203H246ZM51 205V204H50ZM68 205V204H67ZM119 205H122V202H121V204H119ZM131 206H132V204H130ZM139 205H141V204H139ZM145 205V204H144ZM147 205V204H146ZM162 205H164V203L162 204ZM166 205H168V204H166ZM216 205V204H215ZM224 205H226V204H224ZM244 205V204H243ZM255 206H257L256 204H254ZM135 206H137L138 207V205H135ZM134 206V207H135ZM142 206V209H143V205H141ZM141 206H140V208H141ZM161 206V205H160ZM175 206V205H174ZM176 206H177V204H176ZM175 206V207H176ZM245 206V205H244ZM247 206V205H246ZM56 207V206H55ZM112 207H114L113 205H112ZM122 207V206H121ZM125 207L123 208V209H125ZM133 207V208H134ZM137 207H135V208H137ZM145 207L146 206H144V209H145ZM150 207V206H149ZM149 207H148V209H149ZM158 207H159V205H158ZM166 207V206H165ZM174 207V208H175ZM216 207V208H215ZM237 207V206H236ZM2 208V207H1ZM71 208V207H70ZM69 208V209H70ZM129 208V207H128ZM132 208V209H133ZM147 208V207H146ZM162 208H163V210H164V206H162ZM161 208V209H162ZM172 208V207H171ZM174 208L172 209L173 211H174ZM177 208H178V206H177ZM179 208L181 209V207L179 206ZM178 208V209H179ZM183 208H184V206H183ZM182 208V209H183ZM257 208H258V206H257ZM132 209H130V211H128V212H132ZM168 209H170V208H168ZM176 209V208H175ZM181 209V210H182ZM228 209V210H229ZM49 210H50V208H49ZM60 210H61V208H60ZM65 210H66V208H65ZM64 210V211H65ZM110 210V209H109ZM108 210V211H109ZM117 210V209H116ZM121 210V209H120ZM127 209H125L124 211H126ZM133 210H135V209H133ZM136 210H138V209H136ZM147 210V209H146ZM171 210V209H170ZM171 210V211H172ZM180 210V211H181ZM225 210V209H224ZM256 210H258V209H256ZM261 210V211H262ZM75 212H76V210H74ZM79 211V212H80ZM112 209H111V213H112ZM142 211V210H141ZM154 211V210H153ZM165 211H166V209H165ZM177 211H179V210H177ZM115 212H117V211H115ZM123 212V211H122ZM134 212V211H133ZM136 212V211H135ZM138 212V211H137ZM147 212V211H146ZM150 212H152V210H150ZM149 212V213H150ZM161 212V211H160ZM168 212V211H167ZM185 212V211H184ZM259 212V211H258ZM59 213H61V217L59 218V219H57V222L56 223H54V224H49V223H44L45 221H42V219H41V224H40V226H38V231L36 232H32L31 230H27L26 232H24V233H21V234H19V235H17V238L19 239V238H22L23 240H24V243L22 244L17 238H14V239H11V238H7L6 240H5V238L3 239V241L1 242L2 244H3V246H2V248L4 247V249L3 250H5V252L4 253H2L1 254V256H0V264H14V262H16L17 261V263H18V258L17 257H21V260H22V258L23 259H29V260H32L31 258H28V253H26L27 251H26V247H28L27 246V241H30V242H35V239H34V237H36V239L38 238L37 237V234L39 235V237H40V239L39 240H41V241H45L46 243H44V248H45V250H47L48 252H50L51 254H52V250H54V252L53 253H58L59 254V256H58V258L60 259V260H58V261H64V259H63V257L64 256H67V258L69 257V258H71V259H74L73 257L74 256H76V254H77V252L79 251L78 250V246H80L79 244H78V242H77V237L79 236H77L76 235V233L77 232H79L78 230H77V228L78 227H76V226H73V225H70L69 224V222H68V216H66V213L64 214L63 213V211H61V212H59ZM142 213V212H141ZM149 213H148V218H149ZM154 213V212H153ZM153 213H150V214H152V217H155L154 215H155V213H154V215H153ZM171 213V212H170ZM174 213V212H173ZM182 213V212H181ZM229 213H227V215L229 214ZM126 214V213H125ZM134 215L136 214V213H133ZM168 214V213H167ZM191 214V213H190ZM20 215V214H19ZM32 215V214H31ZM70 215V214H69ZM114 215V214H113ZM128 215H129V213H128ZM131 215V217H132V213L130 214ZM256 215V214H255ZM21 216V215H20ZM122 216V215H121ZM184 216V214L182 213V214H174V215H172V216H170V218H169V216H168V218L170 219L169 221H170V227L172 226V228L174 227L173 225L176 223V222H178L179 220L180 221H182V217ZM187 216V215H186ZM190 216V215H189ZM38 217H39V213H38ZM57 217V216H56ZM115 217V218H114ZM128 217V216H127ZM145 217V216H144ZM152 217H151V219H152ZM159 217V216H158ZM34 217H32L31 216V219H33ZM129 218V217H128ZM146 218V217H145ZM147 218V219H148ZM160 218V217H159ZM164 218V217H163ZM162 218V219H163ZM193 218V217H192ZM30 219V220H31ZM91 219V218H90ZM155 219H157L156 217H155ZM152 220V222L153 221H156V220ZM167 219V217H165L164 218V221H167L166 220ZM190 219V218H189ZM196 219V218H195ZM54 220V219H53ZM52 220V221H53ZM121 220V219H120ZM124 220H125V217H124ZM150 220V219H149ZM158 220V219H157ZM199 220V219H198ZM200 220V221H201ZM51 221V220H50ZM56 221V220H55ZM88 221H90V220H88ZM87 221V222H88ZM126 221V220H125ZM141 221V220H140ZM148 221V220H147ZM147 221H145V222H147ZM188 221H190V220H188ZM188 221H185V223L187 222V224H189V222ZM197 221V220H196ZM232 221V222H233ZM48 222V221H47ZM99 222V223H98ZM160 222V221H159ZM195 222V221H194ZM219 222V223H218ZM231 222V221H230ZM52 223V222H51ZM92 223V222H91ZM90 223V224H91ZM126 223H127V221H126ZM155 223H157V222H155ZM162 223V222H161ZM161 223H159V224H161ZM164 223V222H163ZM169 223V222H168ZM235 223H234V225H235ZM72 224V223H71ZM78 224V223H77ZM142 224H144V223H142ZM154 224V223H153ZM159 224H156V225H158V226H161V225H159ZM165 224V223H164ZM190 224H191V222H190ZM79 225V224H78ZM89 225V224H88ZM176 225V224H175ZM183 225H184V223H183ZM186 225V224H185ZM261 225V224H260ZM35 226V225H34ZM85 227H86V225H84ZM90 226V225H89ZM149 226V225H148ZM162 226H163V224H162ZM169 226V225H168ZM188 226V225H187ZM191 226V225H190ZM237 226V225H236ZM22 227H24V226H22ZM33 227V226H32ZM31 227V228H32ZM37 227V226H36ZM116 227L119 229V230H117V233H114V230L116 229ZM147 226H145V228H146ZM189 227V226H188ZM192 227V226H191ZM34 228V227H33ZM115 228V229H114ZM144 228V227H143ZM148 228V227H147ZM161 228V227H160ZM166 228H167V225H166ZM241 228V227H240ZM11 229V228H10ZM114 229V230H113ZM164 229V228H163ZM170 229V228H169ZM187 229V228H186ZM82 230V229H81ZM143 230H145V229H143ZM153 230V229H152ZM156 230V229H155ZM159 230H161V229H157V231H155V232H158ZM168 230V229H167ZM174 230H176V228L174 229ZM24 231V230H23ZM29 231H31V232H29ZM85 231V230H84ZM91 231H92V233H91ZM116 231V230H115ZM150 231V230H149ZM148 231V232H149ZM223 231V230H222ZM85 232V233H86ZM154 232V231H153ZM161 232V231H160ZM167 232V231H166ZM165 232V233H166ZM170 232V231H169ZM81 233V232H80ZM93 233V235H91L92 237H91V239L93 238L94 239V237L93 236H95L96 237V235ZM142 233V232H141ZM140 233V234H141ZM144 233V232H143ZM147 232H146V230H145V234H146ZM151 233H152V231H151ZM163 233V232H162ZM161 233V234H162ZM28 234V235H27ZM90 234H89V236L88 237H90ZM149 234V233H148ZM157 234V233H156ZM183 234V233H182ZM153 235V234H152ZM158 235H159V233H158ZM166 235H168V234H166ZM238 235V234H237ZM5 236V235H4ZM77 236V237H76ZM83 235H81V237H82ZM84 236H87V235H84ZM139 236V235H138ZM141 237H142V235H140ZM80 237V236H79ZM78 237V238H79ZM145 237V236H144ZM166 237V236H165ZM170 237V236H169ZM85 238V237H84ZM172 238V237H171ZM171 238H170V240H171ZM174 238V237H173ZM172 238V239H173ZM82 239V238H81ZM96 239V238H95ZM93 240V244L92 245H94L95 246V241L96 240ZM100 239V240H101ZM210 239V238H209ZM26 240V241H25ZM80 240V239H79ZM83 240V239H82ZM86 240V239H85ZM98 240V239H97ZM99 240V242H101ZM104 240V239H103ZM141 240V239H140ZM175 240V239H174ZM89 241V240H88ZM226 241V240H225ZM228 241V240H227ZM226 241V242H227ZM230 241V240H229ZM97 242V241H96ZM98 242V243H99ZM103 242V241H102ZM106 242V241H105ZM107 242V243H108ZM138 242V241H137ZM140 242V241H139ZM173 242V241H172ZM175 242V241H174ZM208 242V241H207ZM246 242V241H245ZM98 243H96V246H97V244ZM104 243V242H103ZM197 243V242H196ZM214 243V242H213ZM222 243V242H221ZM221 243H219V241H218V244L220 245ZM259 243V242H258ZM1 244V245H2ZM81 244H82V241H81ZM85 244H87V243H85ZM89 244H90V242H89ZM89 244H87V245H89ZM112 244V243H111ZM117 244V243H116ZM134 244V243H133ZM137 244V243H136ZM145 244V243H144ZM173 244V243H172ZM227 244V243H226ZM229 244V243H228ZM250 244V243H249ZM257 244V243H256ZM262 243L260 242V245H261ZM31 245V244H30ZM84 245V244H83ZM87 245H86V247H87ZM92 245H91V247H92ZM103 245H105V244H103ZM102 244H101V246H103ZM122 246H123V244H121ZM126 245V244H125ZM130 245H128V246H130ZM140 245V244H139ZM175 245V244H174ZM206 245V244H205ZM213 245V244H212ZM211 245V246H212ZM215 246H216V243L214 244ZM213 245V246H214ZM218 245V246H219ZM225 245V244H224ZM258 245V244H257ZM37 246H38V244H37ZM82 246V245H81ZM90 246V245H89ZM93 246V247H94ZM118 246V245H117ZM213 246L211 247V248H213ZM229 246V245H228ZM227 246V247H228ZM31 247H33V246H31ZM99 247V246H98ZM133 247H135V246H133ZM171 247V246H170ZM189 247V246H188ZM207 247H209V246H207ZM222 248V249H220V250H214V251H199L200 253H189V255H185L184 253V256H183V254L181 255V257H179V256H177L178 258H181V263L182 264H260V262H261V260L263 261V257H264V249H256L255 250V248H253V246H249V245H243V243H242V245L241 246H239L238 247V249H236L237 248V246H234V247H236V248H234L233 247V249H230V248ZM35 248V247H34ZM81 248V247H80ZM95 248V247H94ZM123 248V247H122ZM129 248V247H128ZM145 248V247H144ZM204 248H206L205 246H204ZM203 248V249H204ZM210 248V249H211ZM216 248V247H215ZM232 248V247H231ZM113 249V248H112ZM202 249V248H201ZM207 249V248H206ZM219 249V248H218ZM39 250V249H38ZM41 250V249H40ZM81 250V249H80ZM94 250V249H93ZM143 250V249H142ZM186 250V249H185ZM2 251V250H1ZM37 251V250H36ZM114 251V250H113ZM126 251V250H125ZM129 251V250H128ZM186 251H189V250H186ZM192 251H194V249L192 250ZM191 251V252H192ZM29 252V251H28ZM47 252V253H48ZM97 252V251H96ZM181 252V251H180ZM179 252V253H180ZM182 252H183V249H182ZM185 252V251H184ZM26 253V254H25ZM40 253V252H39ZM38 253V254H39ZM42 253H43V251H42ZM82 253V252H81ZM121 253V252H120ZM128 253V252H127ZM131 253V252H130ZM25 255V257L23 256L22 257V255ZM41 254V253H40ZM50 254V255H51ZM36 255H37V253H36ZM119 255V254H118ZM102 256V255H101ZM133 256V255H132ZM13 257V259H11ZM37 257V256H36ZM42 257V256H41ZM100 257V256H99ZM122 257V256H121ZM176 257V256H175ZM175 257H173V258H175ZM18 260H17V259ZM47 258V257H46ZM173 258H171L172 260H173ZM40 259V258H39ZM90 259V258H89ZM168 259V258H167ZM166 259V260H167ZM35 260V259H34ZM49 260V259H48ZM165 260V262H167ZM168 260H170V259H168ZM175 260V259H174ZM174 260H173V262H174ZM179 260V259H178ZM20 261V260H19ZM44 261H45V259H44ZM43 261V262H44ZM46 261H47V259H46ZM126 261V260H125ZM37 262L39 263V261L37 260ZM78 262V261H77ZM172 262V261H171ZM40 263H42V262H40ZM49 264H50V261L48 262ZM56 263V262H55ZM59 263V262H58ZM72 263V262H71ZM94 263V262H93ZM157 263V262H156ZM168 263V262H167ZM264 263V262H263ZM16 264V263H15ZM23 264V263H22ZM26 264H28V262L26 263ZM57 264V263H56ZM60 264V263H59ZM76 264V263H75ZM133 264V263H132ZM148 264H150V263H148ZM152 264V263H151ZM158 264V263H157ZM160 264V263H159ZM170 264V263H169ZM261 264H262V262H261Z\"/></svg>",
    "mask_w": 264,
    "mask_h": 264
}]
</instances>
